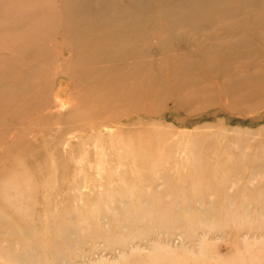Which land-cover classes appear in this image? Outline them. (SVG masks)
<instances>
[{
	"label": "rangeland",
	"instance_id": "1",
	"mask_svg": "<svg viewBox=\"0 0 264 264\" xmlns=\"http://www.w3.org/2000/svg\"><path fill=\"white\" fill-rule=\"evenodd\" d=\"M46 3H48V4H46ZM256 3H257V5H256ZM252 4H255V5L253 6ZM90 6L93 8L97 7L99 10H97V12L94 13L95 16L92 14H89V16H86V17L84 16L85 17L84 18L82 16L81 17L80 16L78 17L76 15L74 16L72 14V12H70L71 8H69V6L66 5L63 0H47V1L46 0H32V2H31V0H0V89H1L0 95H2L3 93L6 92L5 95L3 94L2 96H0V122L5 121V122H3L4 124L2 122L0 123V161H1L0 162V177L2 176L0 179V208H4V206H3L4 204H10L11 203L10 208L13 209V212L15 215V216L11 217L15 221V226L13 228L15 230L8 231L7 228H3L5 226H0L2 231L4 230L2 232L0 229V231H1L0 234H2V233L4 234V235L3 234L1 235V238H3L4 240H9L10 239L9 237H11L13 248L15 250L17 249V251L19 250L18 248H20V251H21L25 247L24 246L25 243H24V245H22L23 243H22L21 239L24 242L27 241L28 244L27 243L26 244L30 248H31V244L34 241L38 242V244L42 243L39 246L40 247L43 245L45 246V247L43 246L41 248L43 249V252L45 254H47V259H45L46 255H45V257H44V255H42L41 257H43L44 260H49V262H53V260H52V257H49L48 255H50L51 252H52L51 253V255H52L53 253L59 251V253L61 255L62 254L64 255V256L63 255L61 256L63 258V259L61 258L63 261L60 258H58L55 261V264L56 263L64 264V261H67V262H65V264H67V263H69V264H102V263L103 264H159V263H161V264L167 263L168 264L169 263L170 264V262H171V264L172 263L173 264L174 263L175 264H180V263L191 264L192 262H193L192 264H194V263L195 264H264V200H263L264 199V174H263L264 173V168H263L264 167V100L262 99V97H264V96H262L264 94V90H263V88H264V83H263L264 82V79H263L264 68H262V67H264V61H263L264 60V52H263L264 51V45H263L264 44V40H263L264 39V36H263L264 35L263 34V32H264V20H263L264 19V16H263L264 11H262V10H264V0H251V8H250L251 13H249L250 11L248 10V15H247V13H245L244 16L243 15L241 16V14H234L231 16H227L223 19H218V21H216L217 20L216 19L214 23L210 22L207 26H205L202 29L201 32L199 31V33H201V34L190 33L186 37H181L180 35H178L177 37H175L173 39L171 38L170 39L171 41L170 40L168 41V46H167V44H164V46L161 47V45L153 46V45H150L149 43H147L146 45L145 44L140 45L137 43V51H138L137 57L139 56V58H140L137 61L138 62L137 67L139 68V70H137L138 71L137 80L140 77V79L143 82V83H140L141 82L140 79H139L140 80L139 83L137 82L138 83L137 87H139V90H141V91L137 92V94L144 97V98L146 95L145 99L146 100L148 99L146 101L145 99L138 96L141 99L137 98V103H138L137 108H132L131 106H128L129 104H127L125 101L116 102L115 105L110 106V104H111L110 99L108 100L107 96L109 94L110 95L112 94V96H115L116 95L115 91L117 90L116 85H111L110 83L117 80L118 76L115 77L114 75L112 76L113 73L112 74L110 73L111 75L108 73L109 71L111 72V69H108V68H110L109 65H106L108 68L105 66L108 70L107 71L106 68L103 67L104 63H103V65L99 63L100 67H99L98 63H92V64H94L92 67L91 63L86 62L82 58L77 57V52H79V50L83 49L82 46L85 47L86 45H88L87 43L90 42L89 38H92V35L94 38L95 37H102V38H100L101 40L105 39L104 33H102L104 36L103 37L101 35V33L100 34L98 33L99 35L97 33H89L88 34V32L84 31V35H83L82 39L79 41L78 36H77V33L79 32V30H77L78 27H79V29L80 28L81 29H107V28L108 29H116V28L118 29V28L122 27L119 29V30H122L124 27L126 29H137V26H131V28H130L127 25H124V26L118 25L116 27L111 26L112 27L111 28V27H107V26L102 25V20L104 19L103 14L105 12L107 13V14L105 13L106 14L105 16H118V15L122 14L123 7H122V4H120V2L114 4V6H111V7L109 6L111 10L109 8H106L104 0H102V1L101 0H92V3ZM57 7H59L60 10ZM252 7H253V9H252ZM256 7L259 9H257ZM112 8L114 10H112ZM66 9H67V11H66ZM112 12H114V13H112ZM252 12H255V13H253L255 16L252 14ZM100 13L101 14L103 13V14L100 15ZM260 13L263 15L260 16ZM114 14H116V15H114ZM58 15H59V17L57 18ZM96 15L98 18L100 16L99 20H97L98 18L96 17ZM156 15L157 14L153 15V17L155 16V19H158L159 16L157 15V17H156ZM51 16H52V18H51ZM61 16H62V18H61ZM237 16H239V17L237 18ZM75 18H77V19H75ZM51 19H53L54 23H51L52 22ZM225 19H227V21L229 22V24L227 22L229 27L227 26V24H225L226 23ZM230 19H232L233 21H235L238 24L231 21ZM76 20H77V22H76ZM81 20H82V22H81ZM87 20L89 21V23L90 22L91 23L89 24ZM61 21H62V23H61ZM69 21H70V23L72 22L73 25H72V23L70 24ZM220 21H222L223 23ZM259 22H261V23H259ZM66 23H68V24H66ZM231 23H235V24L231 25ZM257 23H259V24H257ZM51 24H53V25H51ZM91 24L92 25L94 24L93 27L91 26ZM71 25L75 28H73ZM53 26L55 28V29L53 28L55 31L51 28ZM214 26H215L214 29L218 32L213 30ZM100 27H102V28H100ZM35 28H36V30H35ZM41 28H42V30H41ZM229 28H232V30H228ZM234 28H237V29H234ZM262 29H263V31H262ZM29 30L32 32L29 33L30 32ZM60 30H62V31H60ZM41 31H43V34H41L42 33ZM73 31H75V32H73ZM223 31H224V33H222ZM249 31H250V33H249ZM259 31H262V32H259ZM35 32L37 33L36 35H35ZM228 32H230V33H228ZM27 33L29 34V36ZM70 33H71V35H70ZM219 33H222V34H219ZM246 33H247V35H246ZM251 33H254V34H251ZM255 33H257V34H255ZM238 35H240L239 36L240 38L237 37ZM71 36H73V37H71ZM223 36H224V38H223ZM230 36H232V37H230ZM62 37H63V39H62ZM199 37H201V38L203 37L202 38L203 40L202 39L200 40ZM140 38H141V40L139 39L140 40L139 43L141 41H144V42L146 40L149 41L148 40L149 37H140ZM206 38H207V41L210 42V44L206 41ZM226 38H229L230 40L229 39L225 40ZM237 38H238V40H235ZM211 39H212V41H211ZM240 39H241V41L242 40L243 41L241 42ZM253 39H254V41H253ZM63 41L65 44L63 43ZM198 41H200V43L202 42V44H201L202 46L198 45V44H200ZM219 41H221L220 43H222L223 45L225 44V45L224 46L222 44L219 45L220 44ZM54 42H55V44H54ZM248 42L250 43V45ZM57 43H59V44H57ZM72 43H75L76 45H74ZM211 43H214V44H211ZM240 43H242V44H240ZM81 44H82V46H81ZM230 44L231 45L233 44V45L231 46ZM245 44H247V45H245ZM48 45H49V47H48ZM57 45L59 47H57ZM69 46H71V47H69ZM51 47H52V50H51ZM75 47H77V48H75ZM166 47H167V49H166ZM197 47L200 49H198ZM246 47L247 48L249 47V48L246 50ZM144 48H146V50ZM214 48L216 50H213ZM47 49L51 52L47 51ZM249 49H251L252 51ZM69 50H71V51H69ZM141 50H142V52H141ZM202 50H203V52H202ZM208 50H210L209 53H208ZM73 51H74V54H73ZM245 51H246V54H245ZM247 51H248V54H247ZM253 51H255V52L257 51V53H255ZM21 52H22V54H20ZM233 52L235 54H233ZM31 53L33 54V56ZM71 53L73 54L74 57L76 54V58H79L77 60L78 61L81 60V61L76 62L75 58L72 55L70 56ZM236 53L238 55L241 54L242 57L240 55V56H237L235 58ZM50 54H51V56H50ZM202 54L204 55V57ZM30 55L32 57H30ZM34 55H35V57H34ZM195 55H197V57ZM208 55H212L213 57L208 56ZM222 55H224L225 58L222 57ZM19 56L21 57V59H19L20 58ZM141 56H143L144 58ZM26 57H28V58H26ZM157 57L159 58L160 61H158ZM199 57H200L201 61H200V59H198ZM208 57H211V59H209ZM72 58H74V59L71 60ZM233 58H235V60ZM48 59H50L49 60L50 63L48 62ZM154 59H156V61ZM204 59H206V60L204 61ZM247 59H248V61H247ZM143 60H145V61L148 60V61L145 62ZM166 60L168 63H166ZM222 60H223V62H222ZM241 60H243V61H241ZM29 61H31V62H29ZM51 61H52L53 65L55 64V66L52 65ZM73 61H74V64H73ZM82 61H83V63H82ZM154 61H155V63H154ZM198 61H199V63H197ZM211 61L213 63H211ZM217 61L220 62L221 65ZM233 61H234V63H233ZM139 62L142 64H140ZM143 62L145 64H143ZM148 62H151V63H148ZM156 62H158V63H156ZM200 62L202 64H200ZM20 63H22V65ZM42 63L45 64V66ZM178 63H180V64H178ZM192 63H194V65ZM148 64H149V66H148ZM157 64H160L161 66L159 67ZM197 64H199V65H197ZM206 64H209L210 67L207 66ZM30 65H32V66L30 67ZM41 65H43V66H41ZM142 65H145V66H142ZM212 65H214V67ZM224 65L226 68L224 67ZM50 66H53V67H50ZM61 66H63V69L61 68ZM140 66H142L143 68ZM231 66H234L236 68L231 67ZM147 67H149L148 69H151V71L148 70ZM165 67H167V68H165ZM205 67H207V68L209 67L208 69H210V70L208 71V69ZM211 67H213V69H211ZM171 68H172V71H171ZM221 68H222L223 72L221 71ZM232 68H234V69H232ZM256 68H257V70H256ZM42 69H44L46 72ZM49 69L51 70L50 72L47 71ZM152 69H153V71H152ZM162 69H164V70L166 69V73ZM32 70H34V71H32ZM97 70H98V72H97ZM99 70H100V72H99ZM229 70H231V71H229ZM92 71H95L97 73H94V75H92L93 74ZM156 71L157 72L159 71V73H156ZM219 71H221V72H219ZM224 71H226V72H224ZM54 72H55V74H54ZM160 72L162 74L164 73L163 76H162V74H160ZM201 72H204V73H201ZM238 72H239V74L236 75ZM262 72H263V74H262ZM14 73H16V74L13 75ZM22 73H24V74H22ZM140 73H142L141 75H144L145 77L144 76L138 77V75H140ZM153 73H154V76H153ZM195 73L197 74V76ZM211 73L214 75H212ZM221 73H223V74H221ZM224 73L226 74V76H224L225 75ZM19 74H21V75L18 76ZM240 74H242V75L240 76ZM85 75H86V77H85ZM164 75H165V77H164ZM228 75L231 78L228 77ZM249 75H250V77H249ZM10 76L13 78L11 79ZM16 76H18V77H16ZM22 76H23V78H22ZM159 76L161 77V80L159 79ZM168 76H170L172 78V80ZM203 76H205V77H203ZM6 77L8 80L6 79ZM114 77L116 79H114ZM157 77H158V81H156ZM239 77H240V79H239ZM19 78H21V80H19ZM86 78H87V81H85ZM180 78L182 81L180 80ZM241 78L242 79L246 78V80H244V79L241 80ZM110 79L111 80L114 79V80L111 81ZM251 79H252V81H251ZM256 79H258V80H256ZM97 80H98V82H101L100 85L98 82L96 83ZM168 80H169V82H168ZM254 80L257 81L258 85H257V83H256V85L253 84L255 82ZM102 81H104V86H102L103 85ZM161 81H162V84H161ZM246 81H248L249 84L247 82V85H244V83L246 84ZM7 82H10V83H7ZM23 82H24V84H23ZM78 82H80V83H78ZM87 82H90L91 84L88 83V85H87ZM199 82L202 84H200ZM43 83H44V85H43ZM47 83H48V85H47ZM105 83H106V85H105ZM164 83H166V84H164ZM169 83L171 85H169ZM175 83H176V85H175ZM212 83H214V84H212ZM222 83L225 85L223 86ZM259 83H261L260 84L261 86L259 85ZM13 84L17 87H15ZM40 84H41V87H40ZM128 84H129V81H124L121 84V87H125ZM145 84H146V86H148V89L145 87ZM147 84H150V85L155 84V85L152 87V86L147 85ZM192 84L195 86H191ZM10 85H12L11 89H13V87H14V90L10 89ZM36 85H37V87H36ZM52 85H53V90H52ZM140 85L144 86V89L142 88V86L140 88ZM166 85H168V86H166ZM196 85H198V86L200 85V86L198 88H196L197 87ZM38 86H39V88H41L40 90H39ZM85 86H87V87H85ZM162 86L165 88H162V90H161ZM22 87H26V88H22ZM44 87L46 89H44ZM166 87H167V89H166ZM184 87H186V88H184ZM203 87L206 89H204ZM229 87L232 90H230ZM236 87H237V90H235ZM240 87H241V90H240ZM31 88H34L35 91H33V89H31ZM129 88L127 90H129ZM169 88H170V90H169ZM22 89H25V90H22ZM152 89H154V90H152ZM248 89H251V90H248ZM5 90H7V91H5ZM29 90H30V93L28 92V94H25ZM36 90H37V92H36ZM145 90H146V92H144ZM150 90L153 92L156 91L155 94L153 92L151 94ZM192 90L194 92H192ZM202 90H204V91L206 90V91L204 92ZM245 90L248 93H246ZM19 91H22V92H19ZM137 91H138V88H137ZM142 91L144 93H142ZM178 91H180V92H178ZM199 91L202 92L203 94L200 93ZM243 91L245 92V94ZM255 91L258 92V97L260 99H262L263 101L262 100L260 101V99L257 97V95H256L257 93ZM23 92H25V93H23ZM118 92L122 93L121 91H118ZM140 92H141V94H140ZM161 92H162V96H160ZM168 92L170 94H168ZM177 92H178V94H177ZM259 92H262V93H259ZM8 93H9V95L10 94L11 95L9 96ZM12 93H13V95H12ZM125 93H126V91H125ZM148 93L151 94V96ZM156 93H158V94H156ZM172 93H173V95H172ZM122 94H124V93H122ZM6 95H7V97H6ZM47 95L49 96L48 98L46 97ZM84 96L86 97V99H84L85 98ZM103 96H106L105 97L106 99L105 98L103 99ZM112 96H110V98ZM154 96H155V98H154ZM157 96L161 97V98L163 97V98L162 99H160V98L156 99ZM80 97L81 98L84 97V98L81 99ZM188 97H190V98H188ZM240 98H241V100H240ZM44 99H45V101H44ZM54 99L58 100L59 103L57 101H55ZM173 99H175V100H173ZM211 99L213 102H211ZM27 100H28V102H30V104H28ZM29 100H31V101H29ZM141 100H143V101H141ZM151 100H153L152 103H150ZM243 100L248 102V103H244V102L242 103ZM37 101H38V103H37ZM42 101H44V102H42ZM46 101H48V102H46ZM96 101H98V102H96ZM202 101H203V104H202ZM39 102H40V104H39ZM55 102H57V103H55ZM143 102L145 105L143 104V106H142ZM258 102H260V103H258ZM47 103H49L48 106L46 105ZM237 103L238 104L242 103L244 105V108H243V105L241 107V104L238 105ZM58 104H59V106L61 105L60 106L61 108L60 107L58 108ZM103 104H106V106L105 105L103 106ZM152 104H154V105H152ZM204 104H205V106H203ZM256 104L258 105V107L256 106ZM75 105L77 108L74 107ZM79 105H81V106H79ZM92 105H94V106H92ZM245 105H246L247 110L245 108ZM250 105H251V107H249ZM96 106H97V108H96ZM140 107H141V109H140ZM144 107H145V109H143ZM159 107H160V109H159ZM73 108L74 109L76 108L75 113H74ZM98 108H99V110H98ZM242 108L244 110H241ZM13 109H15V110H13ZM25 109H26V111H25ZM52 109H54L55 111ZM102 109H103V111H101ZM16 110H18L19 112ZM84 110H86V112ZM10 112H13L14 114L10 113ZM44 112H46V113H44ZM67 112H69V113H67ZM24 113H26V114L23 115ZM70 113H72V114H70ZM73 114H75V115H73ZM78 114L80 116H78ZM91 114H93V115L91 116ZM17 115H18V117H17ZM67 116H70V118L72 116V119L70 120V118ZM77 116H78V118H76ZM87 116H89V117H87ZM24 117H26V118H24ZM75 118H76V120L83 118V120L76 121ZM99 118H103L104 120L99 119ZM12 119L14 121H12ZM6 120H7V122H6ZM99 120H100V122H99ZM37 121H39V122H37ZM69 121H71L72 123L70 124ZM74 121H76V122H74ZM10 123H12V124H10ZM67 123L70 125H68ZM6 124H8L9 126ZM64 124H67L68 126H66ZM97 126H98V128H97ZM4 128H5V130H4ZM86 129L89 130L87 133H86V131H87ZM161 130H162V132H161ZM154 131H155V133H154ZM167 131L168 132L170 131V133H168ZM105 132H108V133H105ZM163 132H165V133H163ZM21 133H22V135H21ZM179 133H180V135H179ZM109 134H111V135H109ZM202 134H203V136H202ZM207 134L208 135L210 134V135L208 136ZM234 134H235V136H234ZM85 135L88 137H86ZM206 135L208 138L212 136L211 138H209V141H208V138L206 137ZM45 137H47V138H45ZM100 137L102 140L100 139ZM132 137H135V139H131ZM49 138H50V140H49ZM84 138H85V141H84ZM91 138H92V140H91ZM126 138H127V140H126ZM191 138H194L195 141L198 138V140H197V142H195L194 140L192 141ZM200 138L202 139V142H201ZM23 139L25 141H27L28 144ZM95 139H97V140L99 139V140L97 141ZM168 140L171 144L168 142ZM173 140H175V141H173ZM227 140L229 142H227ZM82 141H84V142H82ZM87 141L90 143H88ZM69 142H71V143H69ZM160 142H163V143H160ZM177 142H179V143H177ZM57 143H59V144L57 145ZM158 144H160V145H158ZM202 144L203 145L205 144V145L202 146ZM103 145H104V147H101ZM111 145H113L114 147ZM170 145H172V146H170ZM25 146H26V148H25ZM93 146L96 147L98 149V151L96 150V148H94L95 150H93ZM126 146H128V147H126ZM147 147H149V149H147ZM192 147H193V149H192ZM87 148H89V149H87ZM137 148L138 149L140 148V150L138 151ZM165 148H167L168 151ZM190 148H191V150H190ZM131 149L133 152L131 151ZM158 149L160 150L161 154H159ZM170 149L172 151L173 150L175 151V153L173 152L174 154L172 153L173 155H171L172 151H170ZM20 150H22V151H20ZM161 150L162 151L165 150V152H162ZM192 150H193V152H194V150H195V152H199V154H197L198 155L197 158L199 159L200 164H199V168L197 169V171L194 170V168L192 167L193 160L192 159L189 160L190 157H188V156L192 157V155H193V154L191 155ZM93 151L97 152V153L94 154ZM142 151H144V152H142ZM98 152H100V153H98ZM139 152L141 154H144V156L140 155ZM168 152H169V154H168ZM129 153H131V155ZM136 153L138 154V156L137 155L136 156L139 159L137 157H135L134 154H136ZM150 153H151V155L148 156V154H150ZM164 153L169 155V156L165 155V157H164ZM37 154H38V156H37ZM103 154L105 155V157ZM94 155H96V156H94ZM139 155L143 157L142 160H145V161L147 160L149 163L146 164L147 163L146 162V163H143L144 166L141 165L143 161L140 159ZM45 156L47 157L46 158L47 160L44 158ZM179 156H180V158H179ZM184 156H186V157H184ZM100 157H101V159H99ZM144 157H146V159ZM169 157H171L172 159L170 158L171 160H169ZM8 158H9V160H7ZM155 158H156V161H155ZM186 158L188 160H186ZM203 158L207 159L208 161L204 160ZM210 158H212V159H210ZM134 159L136 161H134ZM43 160H46L47 162L45 161L46 162L45 163ZM132 160H133V162H131ZM163 160H165L166 162L163 163L164 165L161 163V165H163L164 167L160 168L161 165L158 162H164ZM168 160L172 164L167 163V162H169ZM178 160L179 161L182 160V162H181L182 165ZM186 161L191 165L186 163ZM202 161H205V163L208 162V164L210 163V165L205 164L203 162L205 164L204 165V164H202ZM155 162H156V164H155ZM78 163H81L80 164L81 166ZM98 163L100 164V166ZM21 164H23V166ZM73 164H74V166L72 167ZM252 164H253V166H252ZM116 165H118V166H116ZM166 165H168V167H171V168L168 169V167ZM170 165H172V166H170ZM262 165H263V167H262ZM33 166H35V167H33ZM45 166H46V168H45ZM87 166H88V170H87ZM150 166H151V170H150ZM207 166H212V167L207 168ZM18 167H19V169H18ZM117 167H118L117 172H115ZM141 167H143V168H141ZM176 167H177V169H176ZM185 167L186 168L192 167V168H188V170L186 169L187 171H185ZM257 167L259 168V172L254 170V169L257 170L258 169ZM124 168H126V169H124ZM135 168L142 169L143 171L135 169ZM165 168H167L168 171ZM120 169H122V170H120ZM163 169H165V170H163ZM189 169H192L193 171L192 170L189 171ZM89 170H91V171H89ZM171 170L173 171V174H174L173 176H175L178 173L174 178H176L178 181L181 180L180 181L181 183L177 182V181L175 183H173L174 180H176V179H174L172 175H168V174H172ZM205 170H207L208 172L207 171L204 172ZM31 171H32V173H31ZM73 171H74V173H73ZM162 171H163V173H162ZM169 171H171V172H169ZM176 171H178V172H176ZM219 171H221V172H219ZM253 171H254V173H253ZM77 172H78V174H77ZM174 172H176V173H174ZM183 172L186 174H184ZM222 172L224 173V175ZM20 173H21V175H20ZM80 173H82L83 175ZM119 173H120V175H119ZM137 173L138 174L140 173L139 176ZM143 173H145V174H143ZM151 173H152V175H151L152 178L149 176ZM155 173H158V175L163 174V177L165 174V177L163 178V180L165 182H167V184L165 182H162V180H159L160 178H162V176L161 177H159V176L155 177V175H157ZM181 173H183L185 176L181 175ZM193 173H195V175H193ZM220 173H221V177H220ZM237 173L238 174L240 173V174L238 175ZM31 174H32V176H31ZM54 174H55V176H54ZM136 174H137V177H140V178H136L135 177ZM234 174H237V175L233 176ZM253 174L255 175V177ZM261 174H262V176H261ZM93 175H94V177H93ZM140 175L142 177H145L144 180H146V181H144L143 178L141 179ZM188 175H190L191 178L193 176L194 179L188 178ZM248 175H249V177H248ZM181 176H183V178ZM186 176H187V178H185V180H183L184 177H186ZM91 177H92V179H91ZM196 177H197V180L195 179ZM258 177H259V179H258ZM36 178H38V179H36ZM170 178L172 179L173 182L170 180ZM180 178H182V179H180ZM202 178H205V181ZM209 178H210V180H209ZM222 178L225 180V184H224V181H222ZM157 179H158V181H157ZM189 179L191 180L190 182H189ZM215 179L218 181V184H219V181H221L220 184L223 183V184H221V186L218 190L214 191V189H209L208 187L205 186V184H207L209 181L213 182V181H215ZM243 179H245V180H243ZM58 180H60V181H58ZM149 180H152V182L150 181L151 183L148 184ZM200 180H202L204 182L202 183V181H200ZM236 180H238V181H236ZM258 180H260L261 182ZM47 181H49V182H47ZM155 181L158 182V184ZM182 181L185 184L188 183V184H186L187 187H185L186 185H184V184H183L184 187H182ZM217 181H216V183H217ZM231 181H233V182H231ZM46 182H47V185H46ZM146 182H147V184H146ZM160 182L163 184H161ZM170 182H171V184H170ZM239 182H240V184H239ZM57 183H59V185ZM143 183H144V186L146 185L145 186L146 188L143 187V190H142L141 187L143 186L142 185ZM226 183H227V185H226ZM261 183H263V184H261ZM13 184H14V186H13ZM76 184H79V185H76ZM93 184L94 185L96 184L95 185L96 187L93 186ZM140 184H141V187H140ZM164 184L168 185V187L165 186ZM197 184L198 185L203 184V185H199V187H198ZM246 184H247V186H246ZM42 185L44 187H42ZM136 185H137V187H136ZM239 185H240V187H239ZM45 186H46V188H45ZM110 186L113 189V191L111 190ZM169 186H170V188H169ZM171 186H173L172 189H171ZM174 186H175V188H174ZM249 186L251 187V189L248 188ZM147 187H148V190H147ZM163 187L165 188L164 192H163V190H164ZM202 187H206V189L205 188L202 189ZM245 187H247V188H245ZM42 188H44V189H42ZM117 188H121V189H119V191H118ZM138 188L141 189V191H139ZM152 188H154V189H152ZM166 188L170 189V191L168 193H167L168 190H166ZM200 188L202 190H199ZM34 189H36V190L34 191ZM46 189H47V192H46ZM56 189H58V190L56 191ZM158 189H159V191H158ZM183 189L184 190L186 189L188 191L185 192ZM244 189L247 192L249 189H250L249 191L252 190V194H251V192L247 193V195L249 194L247 196ZM40 190L41 191L43 190V192L45 194L43 192H41ZM49 190H52V191H49ZM130 190H132V193H130L131 192ZM144 190H146V191H144ZM156 190H157V192H156ZM179 190L181 193L179 192ZM194 190H195V193L197 194V195L195 194L196 196L193 194ZM219 190L221 192H219ZM48 191H49V193H48ZM101 191H102V194H101ZM160 191L162 192L161 195H160ZM172 191H174V192H172ZM55 192H57V193H55ZM87 192L90 195H87ZM117 192H119V193L121 192V193L117 194ZM125 192L129 193L130 195L126 194ZM151 192H154V194H152ZM233 192L235 194H231ZM46 193L49 194V195H47L49 197H46L47 199L45 198ZM52 193H54V195H52ZM62 193H64V194H62ZM142 193L144 195L147 194V197L142 196L143 195ZM186 193H189V194L186 195ZM243 193L245 194L246 199H245ZM41 194H42V196H41ZM121 194H122V196H119ZM132 194H134V196L139 194L138 197L139 196H141V197H139V200H138L137 199L138 197L135 196L137 199L136 200V199L132 198ZM237 194L239 196H237ZM37 195H38V197H37ZM107 195L109 196V198H107L108 197ZM155 195H157V196H155ZM53 196H54V198H53ZM209 196L211 199H209ZM99 197H101L102 200ZM128 197H129V199H128ZM158 197H159V199H158ZM168 197H170V198H168ZM260 197H261V199H260ZM112 198L114 200L118 201L117 204H114L115 206L113 205V202L116 203V201H114ZM123 198L128 199L129 202H128V200H125ZM152 198H155V200L153 199L154 204L152 203ZM161 198H163V199H161ZM171 198H172V200H171ZM180 198H181L180 202H183V203H180V206H176V205H178ZM196 198H201L200 199L201 201L200 200L198 201ZM230 198H232L233 200ZM240 198H242V200ZM43 199H46V201ZM70 199H72V201ZM84 199L87 201V204H86V201ZM94 199H96V201ZM105 199H107V200H105ZM118 199L120 200V202ZM141 199H142V201H141ZM173 199H175V200H173ZM186 199H187V202L185 201ZM213 199H214V202H211ZM235 199L237 200V205H236V201H235V203L231 204V201H234ZM243 199H244V204H241V202L243 203ZM39 200H40V202H39ZM165 200H166V203H169V205L165 204ZM167 200H170L171 203L168 202ZM204 200H205V202H204ZM216 200H217V203H216ZM226 200L228 202L230 201V203H228ZM8 201H9V203H8ZM92 201H94V204L96 202L95 205L97 207L94 206V204H92L93 203ZM106 201L109 202V204L107 203L108 208L106 207L107 205L105 204ZM174 201L177 204H175ZM207 201H210L211 203L209 202V204H208ZM57 202H59V203H57ZM73 202L75 203V205ZM81 202H83V203H81ZM103 202H105L104 203L105 205L103 204ZM126 202H127V204L130 203V204H128L130 206L129 209H128L129 206L126 207ZM188 202H190V205ZM200 202L202 204H200ZM124 203H125V205H122ZM144 203H145V206H147V209L146 208H145L146 210L144 209V211H146V213L143 211V208H142V210L140 208V207H145L144 205H142ZM173 203H174V207H172V205L170 206V204H173ZM184 203H186L187 206H185L186 204H184ZM197 203L199 204L200 207L197 206L198 205ZM37 204H39V205H37ZM71 204H72V206H71ZM98 204H100V206ZM119 204H121V206ZM159 204H161V205L159 206ZM206 204H208V205H206ZM257 204L261 207H259ZM60 205H62V206H60ZM87 205H89V206H87ZM116 205H118V207H116ZM13 206H15L17 209H14ZM109 206H110V209H109ZM123 206H125V207H123ZM138 206H139V208H138ZM221 206H222V208H220ZM229 206H231V208ZM157 207H159V208L155 209ZM161 207H162V209H161ZM178 207H180V208H178ZM194 207H195V209H194ZM202 207H203V209H202ZM234 207H236L235 210H234ZM246 207H249L250 209L248 208V210H247ZM87 208L89 211H92V212L89 213ZM118 208L121 211H119ZM189 208H190V211H189ZM257 208H259V209H257ZM113 209L115 212L119 211L118 213H120V212L121 213L118 214V216H117V213H114V211H112ZM115 209H118V210H115ZM131 209L134 211L132 212ZM137 209H139V211ZM150 209L151 210L153 209V211H151L152 215L150 214L151 213ZM201 209H202V211L204 210L203 212L205 215L203 214ZM215 209H218V210H215ZM228 209H229V211H228ZM54 210H55V212H58V213L53 212ZM95 210H96V212H100L103 210L102 213H103V215L105 213V215L103 216V218H105L104 219L105 221L102 220L101 212L99 213L100 215L98 214L101 218L97 219V217H99V216H97V213L95 212ZM97 210H99V211H97ZM165 210H167V211H165ZM187 210H188V213L183 212V211H187ZM44 211L46 213L45 214L46 216L44 215ZM63 211H64V213H63ZM67 211H69V213ZM108 211H109V213H106ZM199 211H201V212H199ZM261 211H262V213H261ZM112 212L114 213V215ZM125 212L128 214H126ZM129 212L132 213V214L130 213V216H129ZM196 212H199V213H196ZM218 212H219V215H217ZM242 212L244 213L245 217H244ZM37 213L39 214V216ZM107 214L110 217H108ZM160 214L163 215L161 218H160ZM187 214H190V216L188 217ZM54 216L56 218H54ZM63 216H64L65 220L62 218H58V217H63ZM88 216H89V219H88ZM115 216L117 217L118 220L115 218ZM123 216H125V217H123ZM126 216H128V218H130L131 216H134V217H131L134 219L130 218L131 219L130 220ZM142 216H143V218H142ZM217 216H218V220L216 221ZM45 217H48V218L45 219ZM74 217H76V218L74 219ZM91 217L94 218L93 221L91 220L92 219ZM118 217L122 218L123 220L118 218ZM202 217H204V218H202ZM40 218H41V220H40ZM124 218H125V220L126 219H128V220H126L124 222ZM141 218H142V220H141ZM165 218H167V219H165ZM200 218H202V222H204L203 224H202ZM211 218L212 219L214 218V219L212 220ZM229 218H230V220H229ZM249 218H250V222H248ZM87 219L90 221H88ZM107 219L109 221H106ZM208 219H209V221H207ZM36 220H38V221L36 222ZM62 220H63V222H62ZM74 220H76V222ZM167 220L170 222L167 223ZM18 221H19L20 225H19V223H17ZM40 221H42L41 224H40ZM87 221H88V223H87ZM128 221H130L129 224L126 223ZM143 221L146 225H144V223H142ZM212 221L214 222V225L211 224ZM48 222H50L49 223L50 225L48 224ZM59 222L63 223V225L61 223L59 224ZM71 222H73V223H71ZM81 222H82V225H79V224H81ZM157 222L159 223V225ZM243 222H245V223H243ZM83 223H85V224H83ZM139 223H141V224H139ZM242 223H243V225H242ZM24 224H26V225H24ZM42 224L44 225L43 227H42ZM47 224L49 226H47ZM123 224H125L126 227ZM177 224H178V226H177ZM229 224H230V226H229ZM28 225H31V226H28ZM53 225H55V226H53ZM89 225H91V226L89 227ZM92 225H94V226H92ZM131 225H132V227H131ZM19 226H20V228H19ZM57 226H59V228ZM60 226H62V227H60ZM96 226H97L96 229L98 230V233L96 232L97 230L95 229ZM122 226L125 228H122ZM48 227H49V229H48ZM65 227L66 228L68 227L67 229L70 230V231H68V234L70 236L67 234V229ZM177 227H179V228H177ZM64 228L66 231L64 230ZM129 228H132V229H129ZM16 229L19 233H17ZM26 229H28L26 233H28V231H29L28 234L30 236L27 235L26 233H23ZM165 229H168V230H165ZM61 230H63V231H61ZM80 230L82 233L80 232ZM108 230H110L109 232H111V233L113 232V236H115V238L112 236V234H108L109 233ZM99 231L100 232L102 231V232L99 233ZM20 232H22V233L20 234ZM32 232L39 234V237L36 236V234L32 235ZM104 232H105L106 236L103 234ZM122 232H123V234H122ZM40 233H41V235H40ZM46 233H49V234H46ZM57 233L60 234L61 236L60 235L57 236L58 235ZM44 234H45V236H44ZM65 234H66V236H65ZM100 234H103L102 237L99 236ZM126 234H127V236H126ZM7 235H8V237H5ZM20 235H24L23 236L24 239ZM48 235H50V236H48ZM77 235L79 236V238L81 236V239L77 238L76 237ZM12 236H13V238H12ZM17 236L19 238H17ZM40 236H42V237H40ZM73 236L76 238H74ZM85 236H87L88 238ZM33 237H35V238H33ZM37 237L40 238L39 241L37 240L38 239ZM83 237H85V239H84L85 241L83 240ZM44 239H46L45 242L42 241ZM59 239H61V241L62 240L66 241V243L68 245L63 241L62 242L59 241ZM66 239L70 240L71 242L66 240ZM54 240H55V242H54ZM213 240H214V242H213ZM18 241L20 244L18 243ZM16 243L18 244L17 247H16ZM60 243H62L63 245ZM80 244H82L83 246ZM5 245H6V243L2 242V246L5 247ZM69 245H70V247H72V249L69 247ZM75 245L76 246L79 245L80 248H79V246L76 247ZM152 245H154V246H152ZM50 246H52L53 248ZM66 246H68V247H66ZM97 247H99V248H97ZM49 248H51L52 250ZM64 249H66V250H64ZM49 250L51 251L50 253H49ZM72 250H74L73 252L76 254L75 257H74V254L71 252ZM62 251H63V253H62ZM64 251L65 252L69 251V253L70 252L71 253L69 255L68 252H67L68 253L67 254ZM168 252H169V254H168ZM164 253L166 255H164ZM193 255H195L196 258ZM67 256H68V258H66ZM163 256H165V257H163ZM179 256H182V257H179ZM178 257L180 258V260ZM197 257H198V259H197ZM64 258H66V259L64 260ZM174 258H176V259H174ZM68 259H70V260H68ZM166 259H168L169 261ZM171 259L174 261H172ZM177 259H178V261H175ZM32 260H34V259H32ZM179 261H181V262H179ZM59 262H61V263H59ZM47 264H53V263H47Z\"/></svg>",
	"mask_w": 264,
	"mask_h": 264
},
{
	"label": "bare ground",
	"instance_id": "2",
	"mask_svg": "<svg viewBox=\"0 0 264 264\" xmlns=\"http://www.w3.org/2000/svg\"><path fill=\"white\" fill-rule=\"evenodd\" d=\"M47 1V0H46ZM64 2H65V4L66 5H68L69 6V8H71V11L70 12H72V14L75 16H82V17H86V16H89V14H92V15H94V13L95 12H97V10H99L97 7L96 8H93V7H91L90 5H91V3H92V0H63ZM102 1V0H101ZM31 2H32V0H31ZM50 2V1H49ZM59 2V1H58ZM104 2H105V6H106V8H109L110 9V7L111 6H114V4H116V3H119L120 2V4H122V7H123V12H122V14H120V15H118V16H105L106 14L104 13H102L103 14V20H102V25H104V26H107V27H111V26H118V25H127L128 27H130L131 28V26H137V29H126L125 27V29L123 28L122 30H119L120 28H122V27H120V28H116V29H108L107 27V29H79V27L77 28V30H79V32L77 33V36H78V40L80 41L81 39H82V37H83V35H84V31H86V32H88V34L89 33H101V35L103 36V34L102 33H104V35H105V39L104 40H101L100 38H102V37H93V35H92V38H89V40H90V42L89 43H87L88 45H86L85 47L84 46H82V44H81V46L83 47V49H81V50H79V52H77V57H79V58H82L84 61H86V62H89V63H100V64H102L103 65V63H104V65H103V67H105L106 65H109V67L110 68H108L107 66V68L108 69H111V72L109 71L108 73L110 74H112V76L114 75L115 77H117L118 76V78H117V80H115V81H113L112 83H110L111 85H116V88H117V90L115 91L116 93V95L115 96H112V94L110 95H108L107 96V98H108V100L110 99V106H112V105H115V103L116 102H121V101H125L127 104H129L128 106H131L132 108H137L138 106H137V98H139V99H141V98H143V99H145L146 98V95H145V98L144 97H142V96H140V95H138L137 94V92H139V91H141V90H139V87H137V84L139 83V81L141 80L140 79V77L139 76H144V75H141L142 73H140V75H138V77H139V79L137 80V73H138V71L137 70H139V68L137 67V64H138V59H140L139 58V56L137 57V43L138 44H140V45H146L147 43H149L150 45H153V46H155V45H161V47L162 46H164V44H167V46H168V41L172 38H175V37H177L178 35H180L181 37H186L187 35H189L190 33H199V31L201 32L202 31V29L205 27V26H207L210 22L211 23H214L215 22V20L216 21H218V19H223V18H225V17H227V16H231V15H234V14H241V16L243 15H245V13H247V15H248V10L250 11L249 13H251V10H250V8H251V0H104ZM256 2V1H255ZM254 2V3H255ZM42 3V2H41ZM40 3V4H41ZM45 3V2H44ZM43 3V4H44ZM51 3V2H50ZM46 4H48V3H46ZM45 4V5H46ZM60 4V3H59ZM42 5V4H41ZM152 5V6H151ZM253 6L255 5V4H252ZM256 5H257V3H256ZM59 6V5H58ZM110 6V7H109ZM120 7V6H119ZM48 8V7H47ZM57 8H59V7H57ZM67 8V7H66ZM68 8V9H69ZM255 8V7H254ZM257 8V7H256ZM119 9V8H118ZM252 9H253V7H252ZM257 9H259V8H257ZM19 10V9H18ZM59 10H60V8H59ZM101 10V9H100ZM107 10V9H106ZM111 10V9H110ZM112 10H114L113 8H112ZM120 10V9H119ZM152 10V11H151ZM261 10V9H260ZM259 10V11H260ZM66 11H67V9H66ZM68 11V12H69ZM122 11V10H121ZM262 11H264V10H262ZM59 12V11H58ZM102 12V11H101ZM60 13V12H59ZM65 13V12H64ZM67 13V12H66ZM112 13H114V12H112ZM117 13V12H116ZM253 13H255V12H252V14ZM101 13H100V15H102ZM155 14H157L158 16H159V18L158 19H155V16L153 17V15H155ZM251 14V15H252ZM60 15V14H59ZM59 15L57 16V18L59 17ZM114 15H116V14H114ZM157 15H156V17H157ZM254 15V14H253ZM261 15H263V14H261L260 13V16ZM45 16V15H44ZM95 16V15H94ZM99 16V15H98ZM240 16V17H241ZM250 16V15H249ZM255 16V15H254ZM264 16V15H263ZM54 17V16H53ZM84 17V18H85ZM96 17H97V15H96ZM101 17V18H102ZM239 16H237V18H238ZM42 18V17H41ZM44 18V17H43ZM51 18H52V16H51ZM61 18H62V16H61ZM94 18V17H93ZM98 18V17H97ZM99 18H100V16H99ZM99 18L97 19V20H99ZM236 18V17H235ZM243 18V17H242ZM245 18V17H244ZM251 18V17H250ZM254 18V17H253ZM252 18V19H253ZM263 18V17H262ZM75 19H77V18H75ZM228 19V18H227ZM227 19H225V24H227ZM37 20V19H36ZM52 20V22L51 23H54L53 22V19H51ZM71 20V19H70ZM101 20V19H100ZM231 21H233L232 19H230ZM249 20V19H248ZM257 20V19H256ZM264 20V19H263ZM88 21V20H87ZM86 21V22H87ZM76 22H77V20H76ZM75 22V23H76ZM81 22H82V20H81ZM93 22V21H92ZM220 22H222V21H220ZM233 22H235V21H233ZM255 22V21H254ZM61 23H62V21H61ZM69 23H70V21H69ZM72 23V22H71ZM70 23V24H71ZM88 23H89V21H88ZM91 23V22H90ZM89 23V24H90ZM223 23V22H222ZM236 23V22H235ZM235 23H231V25L232 24H235ZM241 23V22H240ZM250 23V22H249ZM259 23H261V22H259ZM259 23H257V24H259ZM66 24H68V23H66ZM217 24V23H216ZM228 24H229V22H228ZM228 24H227V26H228ZM236 24H238V23H236ZM246 24V23H245ZM244 24V25H245ZM51 25H53V24H51ZM72 25H73V23H72ZM71 25V26H72ZM94 25V24H93ZM93 25L91 24V26L93 27ZM101 25V24H100ZM130 25V26H129ZM17 26V25H16ZM56 26V25H55ZM66 26V25H65ZM68 26V25H67ZM238 26V25H237ZM255 26V25H254ZM39 27V26H38ZM69 27V26H68ZM73 27V26H72ZM90 27V26H89ZM95 27V26H94ZM99 27V26H98ZM224 27V26H223ZM229 27V26H228ZM233 27V26H232ZM240 27V26H239ZM243 27V26H242ZM241 27V28H242ZM259 27V26H258ZM52 29L54 28V26L53 27H51ZM61 28V27H60ZM73 28H75V27H73ZM86 28V27H85ZM100 28H102V27H100ZM112 28V27H111ZM215 28V26L213 27V30H215L214 29ZM244 28V27H243ZM49 29V28H48ZM55 29V28H54ZM53 29V30H54ZM234 29H237V28H234ZM257 29V28H256ZM31 30V29H30ZM29 30V31H30ZM35 30H36V28H35ZM41 30H42V28H41ZM51 30V29H50ZM59 30V29H58ZM224 30V29H223ZM228 30H232V28H229ZM250 30V29H249ZM260 30V29H259ZM28 31V32H29ZM55 31V30H54ZM60 31H62V30H60ZM59 31V32H60ZM216 31V30H215ZM221 31V30H220ZM235 31V30H234ZM253 31V30H252ZM255 31V30H254ZM262 31H263V29H262ZM262 31H259V32H262ZM32 31H30L29 33H31ZM42 32V33H41ZM40 33L41 34H43V31H41ZM57 32V31H56ZM73 32H75V31H73ZM216 32H218V31H216ZM52 33V32H51ZM58 33V32H57ZM188 33V34H187ZM222 33H224V31L222 32ZM222 33H219V34H222ZM228 33H230V32H228ZM232 33V32H231ZM249 33H250V31H249ZM28 34V33H27ZM37 33L35 32V35H36ZM98 34V35H99ZM199 34H201V33H199ZM204 34V33H203ZM202 34V35H203ZM227 34V33H226ZM251 34H254V33H251ZM255 34H257V33H255ZM259 34V33H258ZM263 34H264V32H263ZM48 35V34H47ZM70 35H71V33H70ZM233 35V34H232ZM246 35H247V33H246ZM28 36H29V34H28ZM57 36V35H56ZM215 36V35H214ZM240 35H238L237 37L238 38H240L239 37ZM264 36V35H263ZM48 37V36H47ZM54 37V36H53ZM71 37H73V36H71ZM88 37V36H87ZM140 37H149V41H141L140 43H139V41L141 40V38ZM222 37V36H221ZM230 37H232V36H230ZM242 37V36H241ZM262 37V36H261ZM138 38V39H137ZM190 38V37H189ZM196 38V37H195ZM203 38V37H202ZM201 37H199V39L201 40L202 39ZM223 38H224V36H223ZM235 38V37H234ZM238 38L237 39H235V40H238ZM248 38V37H247ZM54 39V38H53ZM62 39H63V37H62ZM140 39V40H139ZM205 39V38H204ZM227 39H229V38H226L225 40H227ZM249 39V38H248ZM256 39V38H255ZM261 39V38H260ZM196 40V39H195ZM203 40V39H202ZM220 40V39H219ZM230 40V39H229ZM264 40V39H263ZM46 41V40H45ZM44 41V42H45ZM78 41V42H79ZM171 41V40H170ZM189 41V40H188ZM206 41H207V38H206ZM211 41H212V39H211ZM222 41V40H221ZM221 41H219V43L221 42ZM240 41H241V39H240ZM243 41V40H242ZM241 41V42H242ZM253 41H254V39H253ZM252 41V42H253ZM56 42V41H55ZM55 42H54V44H55ZM74 42V41H73ZM77 42V43H78ZM197 42V41H196ZM199 43H200V41H198ZM204 42V41H203ZM208 42V41H207ZM214 42V41H213ZM217 42V41H216ZM232 42V41H231ZM235 42V41H234ZM250 42V41H249ZM248 42V43H249ZM52 43V42H51ZM63 43H64V41H63ZM209 44H210V42H208ZM207 43V44H208ZM215 43V42H214ZM214 43H211V44H214ZM218 43V42H217ZM236 43V42H235ZM238 43V42H237ZM256 43V42H255ZM57 44H59V43H57ZM65 44V43H64ZM72 44H74V45H76L75 43H72ZM80 44V43H79ZM84 44V43H83ZM198 44V43H197ZM202 44V42L200 43V44H198V45H200V46H202L201 45ZM222 43H220L219 45H221ZM240 44H242V43H240ZM260 44V43H259ZM262 44V43H261ZM53 45V44H52ZM73 45V46H74ZM205 45V44H204ZM223 45V44H222ZM225 45V44H224ZM223 45V46H224ZM228 45V44H227ZM231 45V44H230ZM229 45V46H230ZM233 45V44H232ZM231 45V46H232ZM237 45V44H236ZM245 45H247V44H245ZM249 45H250V43H249ZM264 45V44H263ZM139 46V45H138ZM190 46V45H189ZM212 46V45H211ZM242 46V45H241ZM48 47H49V45H48ZM53 47V46H52ZM52 47H51V50H52ZM57 47H59L58 45H57ZM69 47H71V46H69ZM68 47V48H69ZM145 47V46H144ZM207 47V46H206ZM221 47V46H220ZM236 47V46H235ZM259 47V46H258ZM257 47V48H258ZM43 48V47H42ZM66 48V47H65ZM64 48V49H65ZM75 48H77V47H75ZM198 48V47H197ZM222 48V47H221ZM249 48V47H248ZM247 47H246V50L248 49ZM260 48V47H259ZM39 49V48H38ZM41 49V48H40ZM145 50H146V48H144ZM148 49V48H147ZM166 49H167V47H166ZM198 49H200V48H198ZM223 49V48H222ZM221 49V50H222ZM226 49V48H225ZM22 50V49H21ZM67 50V49H66ZM140 50V49H139ZM169 50V49H168ZM167 50V51H168ZM193 50V49H192ZM213 50H216L215 48L213 49ZM228 50V49H227ZM242 50V49H241ZM244 50V49H243ZM249 50H251V49H249ZM256 50V49H255ZM259 50V49H258ZM257 50V51H258ZM262 50V49H261ZM25 51V50H24ZM47 51H49L48 49H47ZM69 51H71V50H69ZM188 51V50H187ZM186 51V52H187ZM191 51V50H190ZM209 51L210 50H208V53H209ZM229 51V50H228ZM252 51V50H251ZM257 51L255 52V51H253V52H255V53H257ZM263 51V50H262ZM31 52V51H30ZM49 52H51V51H49ZM141 52H142V50H141ZM155 52V51H154ZM202 52H203V50H202ZM205 52V51H204ZM223 52V51H222ZM236 52V51H235ZM264 52V51H263ZM36 53V52H35ZM184 53V52H183ZM194 53V52H193ZM197 53V52H196ZM195 53V54H196ZM216 53V52H215ZM238 53V52H237ZM236 53V55H235V58L237 57V56H240L241 54H237ZM242 53V52H241ZM252 53V52H251ZM20 54H22V52L20 53ZM30 54V53H29ZM32 54V53H31ZM73 54H74V51H73ZM73 54L71 53L70 54V56L72 55L73 56ZM156 54V53H155ZM233 54H235L234 52H233ZM245 54H246V51H245ZM247 54H248V51H247ZM198 55V54H197ZM197 55H195L196 57H197ZM203 55V54H202ZM217 55V54H216ZM32 56H33V54H32ZM31 55H30V57H32ZM50 56H51V54H50ZM57 56V55H56ZM144 56V55H143ZM143 56H141V57H143ZM155 56V55H154ZM208 56H211V57H213L212 55H208ZM218 56V55H217ZM230 56V55H229ZM228 56V57H229ZM234 56V55H233ZM244 56V55H243ZM246 56V55H245ZM252 56V55H251ZM11 57V56H10ZM20 57V56H19ZM29 57V58H30ZM34 57H35V55H34ZM49 57V56H48ZM74 57V56H73ZM145 57V56H144ZM143 57V58H144ZM159 57V56H158ZM157 57V59H158V61H160L159 60V58ZM186 57V56H185ZM195 57V58H196ZM201 57V56H200ZM200 57L198 58V59H200ZM203 57H204V55H203ZM211 57H208L209 59H211ZM220 57V56H219ZM222 57H224V55H222ZM241 57H242V55H241ZM26 58H28V57H26ZM45 58V57H44ZM71 58V57H70ZM75 60H76V62H80L81 60H77V59H79V58H76V54H75ZM74 58H72L71 60H73ZM218 58V57H217ZM225 58V57H224ZM235 58H233L234 60H235ZM250 58V57H249ZM13 59V58H12ZM19 59H21V57L19 58ZM41 59V58H40ZM46 59V58H45ZM56 59V58H55ZM66 59V58H65ZM148 59V58H147ZM181 59V58H180ZM197 59V58H196ZM231 59V58H230ZM240 59V58H239ZM263 59V58H262ZM50 59H48V62L50 63V61H49ZM70 60V61H71ZM142 60V59H141ZM140 60V61H141ZM146 60V59H145ZM145 60H143V61H145ZM149 60V59H148ZM147 60V61H148ZM155 61H156V59H154ZM191 60V59H190ZM206 59H204V61H205ZM208 60V59H207ZM224 60V59H223ZM223 60H222V62H223ZM47 61V60H46ZM45 61V62H46ZM147 61H145V62H147ZM151 61V60H150ZM155 61H154V63H155ZM177 61V60H176ZM200 61H201V59H200ZM221 61V60H220ZM230 61V60H229ZM240 61V60H239ZM241 61H243V60H241ZM247 61H248V59H247ZM264 61V60H263ZM29 62H31V61H29ZM65 62V61H64ZM117 62V63H116ZM207 62V61H206ZM218 62V61H217ZM250 62V61H249ZM248 62V63H249ZM253 62V61H252ZM261 62V61H260ZM51 63H52V61H51ZM82 63H83V61H82ZM140 63V62H139ZM148 63H151V62H148ZM156 63H158V62H156ZM165 63V62H164ZM166 63H168L167 62V60H166ZM165 63V64H166ZM172 63V62H171ZM197 63H199V61L197 62ZM211 63H213L212 61H211ZM218 63H220V62H218ZM225 63V62H224ZM233 63H234V61H233ZM247 63V62H246ZM21 65H22V63H20ZM29 64V63H28ZM43 64V63H42ZM73 64H74V61H73ZM85 64V63H84ZM100 64H99V67H100ZM140 64H142V63H140ZM143 64H145L144 62H143ZM147 64V63H146ZM178 64H180V63H178ZM188 64V63H187ZM186 64V65H187ZM193 65H194V63H192ZM196 64V63H195ZM200 64H202L201 62H200ZM230 64V63H229ZM25 65V64H24ZM27 65V64H26ZM44 66H45V64H43ZM43 65H41V66H43ZM52 65H53V63H52ZM59 65V64H58ZM79 65V64H78ZM93 65L94 64H92V67H93ZM101 65V66H102ZM159 67L161 66L160 64H157ZM168 65V64H167ZM173 65V64H172ZM175 65V64H174ZM197 65H199V64H197ZM207 66H209V64H206ZM220 65H221V63H220ZM228 65V64H227ZM226 65V66H227ZM232 65V64H231ZM240 65V64H239ZM255 65V64H254ZM257 65V64H256ZM32 65H30V67H31ZM36 66V65H35ZM53 66H55V64L53 65ZM53 66H50V67H53ZM74 66V65H73ZM142 66H145V65H142ZM142 66H140V67H142ZM148 66H149V64H148ZM169 66V65H168ZM167 66V67H168ZM181 66V65H180ZM203 66V65H202ZM213 67H214V65H212ZM218 66V65H217ZM244 66V65H243ZM19 67V66H18ZM49 67V68H50ZM105 67V68H106ZM167 67H165V68H167ZM171 67V66H170ZM174 67V66H173ZM185 67V66H184ZM199 67V66H198ZM210 67V66H209ZM208 67V68H209ZM213 67H211V69H213ZM216 67V66H215ZM224 67H225V65H224ZM231 67H234V66H231ZM247 67V66H246ZM255 67V66H254ZM22 68V67H21ZM44 68V67H43ZM58 68V67H57ZM61 68L63 69V66H61ZM86 68V67H85ZM95 68V67H94ZM107 68H106V70H107ZM143 68V67H142ZM149 67H147V69H148ZM155 68V67H154ZM197 68V67H196ZM205 68H207V67H205ZM207 68V69H208ZM226 68V67H225ZM234 68H236V67H234ZM234 68H232V69H234ZM245 68V67H244ZM262 68H264V67H262ZM31 69V68H30ZM55 69V68H54ZM69 69V68H68ZM75 69V68H74ZM156 69V68H155ZM158 69V68H157ZM175 69V68H174ZM188 69V68H187ZM190 69V68H189ZM238 69V68H237ZM6 70V69H5ZM9 70V69H8ZM26 70V69H25ZM28 70V69H27ZM42 70H44V69H42ZM103 70V69H102ZM148 70H150L151 71V69H148ZM163 71H165V73H166V69L164 70V69H162ZM193 70V69H192ZM210 69H208V71H209ZM224 70V69H223ZM227 70V69H226ZM236 70V69H235ZM256 70H257V68H256ZM259 70V69H258ZM22 71V70H21ZM32 71H34V70H32ZM45 71V70H44ZM47 71H51L50 69L49 70H47ZM55 71V70H54ZM61 71V70H60ZM83 71V70H82ZM87 71V70H86ZM105 71V70H104ZM108 71V70H107ZM144 71V70H143ZM152 71H153V69H152ZM171 71H172V68H171ZM190 71V70H189ZM221 71H222V68H221ZM221 71H219V72H221ZM228 71V70H227ZM229 71H231V70H229ZM242 71V70H241ZM253 71V70H252ZM261 71V70H260ZM28 72V71H27ZM46 72V71H45ZM93 72V74L92 75H94V73H97L98 72V70H97V72H95V71H92ZM99 72H100V70H99ZM142 72V71H141ZM155 72V71H154ZM162 72V71H161ZM160 72V74H162ZM170 72V71H169ZM217 72V71H216ZM223 72V71H222ZM224 72H226V71H224ZM233 72V71H232ZM4 73V72H3ZM20 73V72H19ZM71 73V72H70ZM88 73V72H87ZM107 73V72H106ZM107 73V74H108ZM156 73H159V71L157 72L156 71ZM201 73H204V72H201ZM210 73V72H209ZM234 73V72H233ZM242 73V72H241ZM254 73V72H253ZM16 73H14L13 75H15ZM22 74H24V73H22ZM51 74V73H50ZM54 74H55V72H54ZM85 74V73H84ZM90 74V73H89ZM110 74V75H111ZM164 74V73H163ZM163 74H162V76H163ZM194 74V73H193ZM196 74V73H195ZM212 74V73H211ZM220 74V73H219ZM221 74H223V73H221ZM225 74V73H224ZM228 74V73H227ZM239 74V72L236 74V75H238ZM262 74H263V72H262ZM12 75V76H13ZM21 74H19L18 76H20ZM88 75V74H87ZM173 75V74H172ZM191 75V74H190ZM212 75H214V74H212ZM218 75V74H217ZM234 75V74H233ZM232 75V76H233ZM242 74H240V76H241ZM18 76H16V77H18ZM89 76V75H88ZM147 76V75H146ZM153 76H154V73H153ZM152 76V77H153ZM167 76V75H166ZM171 76V75H170ZM170 76H168L171 80H172V78L170 77ZM183 76V75H182ZM185 76V75H184ZM189 76V75H188ZM196 76H197V74H196ZM202 76V75H201ZM224 76H226V74L224 75ZM253 76V75H252ZM255 76V75H254ZM258 76V75H257ZM256 76V77H257ZM85 77H86V75H85ZM114 77V79H116ZM145 77V76H144ZM143 77V78H144ZM150 77V76H149ZM151 77V78H152ZM156 77V76H155ZM164 77H165V75H164ZM203 77H205V76H203ZM218 77V76H217ZM228 77H230L229 75H228ZM235 77V76H234ZM249 77H250V75H249ZM259 77V76H258ZM257 77V78H258ZM10 78L12 79L13 77H11L10 76ZM15 78V77H14ZM22 78H23V76H22ZM187 78V77H186ZM199 78V77H198ZM224 78V77H223ZM231 78V77H230ZM233 78V77H232ZM6 79H7V77H6ZM114 79H112V80H114ZM159 79L161 80V77L159 76ZM169 79V80H170ZM239 79H240V77H239ZM244 79V78H243ZM242 78H241V80H243ZM262 79V78H261ZM263 79H264V77H263ZM8 80V79H7ZM6 80V81H7ZM19 80H21V78H19ZM34 80V79H33ZM100 80V79H99ZM111 80V79H110ZM111 80V81H112ZM169 80H168V82H169ZM179 80V79H178ZM180 80H181V78H180ZM214 80V79H213ZM236 80V79H235ZM240 80V81H241ZM244 80H246V78L244 79ZM256 80H258V79H256ZM5 81V82H6ZM79 81V80H78ZM83 81V80H82ZM85 81H87V78L85 79ZM101 81V80H100ZM124 81H129V84L128 85H126L125 87H121V84L124 82ZM156 81H158V77H157V79H156ZM182 81V80H181ZM180 81V82H181ZM184 81V80H183ZM239 81V80H238ZM251 81H252V79H251ZM255 81V80H254ZM29 82V81H28ZM27 82V83H28ZM40 82V81H39ZM98 82V80L96 81V83ZM138 82V83H137ZM172 82V81H171ZM178 82V81H177ZM210 82V81H209ZM247 82L248 81H246V84L244 83V85H247ZM260 82V81H259ZM263 82V81H262ZM7 83H10V82H7ZM6 83V84H7ZM42 83V82H41ZM45 83V82H44ZM44 83H43V85H44ZM78 83H80V82H78ZM77 83V84H78ZM86 83V82H85ZM88 83H90V82H87V85H88ZM99 83V85H100V83L101 82H98ZM102 83H103V85L102 86H104V81H102ZM140 83H143L142 82V80H141V82ZM145 83V82H144ZM195 83V82H194ZM200 83V82H199ZM204 83V82H203ZM216 83V82H215ZM233 83V82H232ZM235 83V82H234ZM241 83V82H240ZM256 83H257V81H255L253 84L254 85H256ZM264 83V82H263ZM5 84V85H6ZM23 84H24V82H23ZM26 84V83H25ZM91 84V83H90ZM93 84V83H92ZM156 84V83H155ZM155 84H153V85H150V84H147V85H150V86H154ZM159 84V83H158ZM161 84H162V81H161ZM164 84H166V83H164ZM200 84H202V83H200ZM209 84V83H208ZM212 84H214V83H212ZM223 84V83H222ZM237 84V83H236ZM248 84H249V82H248ZM251 84V83H250ZM261 83H259V85H260ZM14 85V84H13ZM18 85V84H17ZM28 85V84H27ZM35 85V84H34ZM38 85V84H37ZM37 85H36V87H37ZM47 85H48V83H47ZM98 85V84H97ZM105 85H106V83H105ZM144 85V84H143ZM169 85H171L170 83H169ZM173 85V84H172ZM175 85H176V83H175ZM225 84H223V86H224ZM252 85V84H251ZM250 85V86H251ZM257 85H258V83H257ZM11 86L12 85H10V89H11ZM15 86V85H14ZM90 86V85H89ZM141 86L142 85H140V88H141ZM161 86V85H160ZM166 86H168V85H166ZM178 86V85H177ZM191 86H195V85H191ZM197 87L196 88H198L199 86L198 85H196ZM234 86V85H233ZM240 86V85H239ZM253 86V85H252ZM261 86V85H260ZM263 86V85H262ZM15 87H17V86H15ZM27 87V86H26ZM26 87H22V88H26ZM34 87V86H33ZM40 87H41V84H40ZM46 87V86H45ZM44 87V89H46ZM85 87H87V86H85ZM99 87V86H98ZM130 87V88H129ZM145 87L148 89V86H146V84H145ZM187 87V86H186ZM186 87H184V88H186ZM216 87V86H215ZM238 87V86H237ZM237 87H236V89L235 90H237ZM242 87V86H241ZM241 87H240V90H241ZM257 87V86H256ZM28 88V87H27ZM38 88H39V86H38ZM43 88V87H42ZM129 88V90H127ZM137 88H138V91H137ZM142 88L144 89V86H142ZM162 88H165V87H161V90H162ZM171 88V87H170ZM170 88H169V90H170ZM175 88V87H174ZM201 88V87H200ZM204 88V87H203ZM228 88V87H227ZM230 88V87H229ZM244 88V87H243ZM21 89V88H20ZM31 89H33V91H35L34 90V88H31ZM41 88H39V90H40ZM48 89V88H47ZM77 89V88H76ZM94 89V88H93ZM166 89H167V87H166ZM190 89V88H189ZM204 89H206V88H204ZM215 89V88H214ZM258 89V88H257ZM256 89V90H257ZM262 89V88H261ZM260 89V90H261ZM1 90V89H0ZM11 90H14V87H13V89H11ZM16 90V89H15ZM22 90H25V89H22ZM28 90V89H27ZM38 90V89H37ZM37 90H36V92H37ZM52 90H53V85H52ZM61 90V89H60ZM99 90V89H98ZM152 90H154V89H152ZM160 90V91H161ZM186 90V89H185ZM200 90V89H199ZM230 90H232L231 88H230ZM248 90H251V89H248ZM263 90H264V88H263ZM5 91H7V90H5ZM118 91H121L122 93H124V94H122V93H119ZM125 91H126V93H125ZM151 91V90H150ZM149 91V92H150ZM172 91V90H171ZM182 91V90H181ZM198 91V90H197ZM202 91H204V90H202ZM206 91V90H205ZM204 91V92H205ZM258 91V90H257ZM2 92V91H1ZM10 92V91H9ZM17 92V91H16ZM19 92H22V91H19ZM28 92L30 93V90L29 91H27V93H25V92H23V93H25V94H28ZM93 92V91H92ZM97 92V91H96ZM144 92H146V90L144 91ZM143 91H142V93H144ZM152 92L153 91H151V94H152ZM155 92L156 91H154L153 93L155 94ZM178 92H180V91H178ZM178 92H177V94H178ZM192 92H194L193 90H192ZM200 92V91H199ZM229 92V91H228ZM232 92V91H231ZM230 92V93H231ZM235 92V91H234ZM244 92V91H243ZM245 92H246V90H245ZM245 92H244V94H245ZM256 92V91H255ZM6 93V92H5ZM5 93H3L4 95H5ZM22 93V94H23ZM47 93V92H46ZM197 93V92H196ZM200 93H202V92H200ZM229 93V94H230ZM241 93V92H240ZM246 93H248V92H246ZM257 94V97H258V92H256ZM259 93H262V92H259ZM2 94V95H3ZM21 94V93H20ZM32 94V93H31ZM30 94V95H31ZM48 94V93H47ZM56 94V93H55ZM54 94V95H55ZM104 94V93H103ZM126 94V95H125ZM140 94H141V92H140ZM149 94V93H148ZM151 94H149L150 96H151ZM156 94H158V93H156ZM168 94H170L169 92H168ZM182 94V93H181ZM203 94V93H202ZM205 94V93H204ZM2 95H0V96H2ZM8 95H9V93H8ZM11 95V94H10ZM9 95V96H10ZM12 95H13V93H12ZM107 95V94H106ZM143 95V94H142ZM160 95V94H159ZM158 95V96H159ZM172 95H173V93H172ZM262 95V94H261ZM260 95V96H261ZM22 96V95H21ZM110 96H112L111 98H110ZM138 96H140V97H138ZM144 96V95H143ZM157 96V98L156 99H158V98H160V99H162L161 97H158ZM160 96H162V92H161V95ZM176 96V95H175ZM181 96V95H180ZM217 96V95H216ZM262 96H264V94L262 95ZM6 97H7V95H6ZM34 97V96H33ZM47 98L49 97L48 95L46 96ZM57 97V96H56ZM85 97V96H84ZM84 97H80L81 99H83ZM106 96H103V99L105 98ZM197 97V96H196ZM201 97V96H200ZM236 97V96H235ZM241 97V96H240ZM248 97V96H247ZM251 97V96H250ZM18 98V97H17ZM153 98V97H152ZM154 98H155V96H154ZM174 98V97H173ZM181 98V97H180ZM188 98H190V97H188ZM192 98V97H191ZM252 98V97H251ZM259 98V97H258ZM65 99V98H64ZM84 99H86V97L84 98ZM91 99V98H90ZM106 99V98H105ZM194 99V98H193ZM199 99V98H198ZM204 99V98H203ZM249 99V98H248ZM260 99V98H259ZM262 99L264 100V97H262ZM262 99H260V101L262 100ZM33 100V99H32ZM48 100V99H47ZM55 100V99H54ZM61 100V99H60ZM146 100V99H145ZM148 100V99H147ZM146 100V101H147ZM173 100H175V99H173ZM177 100V99H176ZM179 100V99H178ZM215 100V99H214ZM240 100H241V98H240ZM247 100V99H246ZM262 100V101H263ZM26 101V100H25ZM29 101H31V100H29ZM44 101H45V99H44ZM44 101H42V102H44ZM55 101H57L58 102V100H55ZM78 101V100H77ZM83 101V100H82ZM140 101V100H139ZM138 101V102H139ZM141 101H143V100H141ZM150 101V100H149ZM152 101L153 100H151V102L150 103H152ZM163 101V100H162ZM238 101V100H237ZM27 102H28V100H27ZM46 102H48V101H46ZM57 102H55V103H57ZM96 102H98V101H96ZM211 102H213L212 101V99H211ZM229 102V101H228ZM241 102V101H240ZM248 103V102H246V101H242V103ZM37 103H38V101H37ZM54 103V104H55ZM59 103V102H58ZM61 103V102H60ZM83 103V102H82ZM146 103V102H145ZM149 103V104H150ZM205 103V102H204ZM242 103H239V104H241V107H242ZM255 103V102H254ZM258 103H260V102H258ZM26 104V103H25ZM28 104H30V102H28ZM39 104H40V102H39ZM48 104L49 103H47L46 105L48 106ZM52 104V103H51ZM79 104V103H78ZM140 104V103H139ZM143 104H144V102L142 103V106H143ZM189 104V103H188ZM202 104H203V101H202ZM231 104V103H230ZM229 104V105H230ZM238 104V103H237ZM236 104V105H237ZM238 104V105H239ZM250 104V103H249ZM43 105V104H42ZM45 105V106H46ZM74 105V104H73ZM102 105V104H101ZM106 106V104H103V106ZM145 105V104H144ZM148 105V104H147ZM152 105H154V104H152ZM156 105V104H155ZM209 105V104H208ZM211 105V104H210ZM235 105V106H236ZM5 106V105H4ZM24 106V105H23ZM32 106V105H31ZM40 106V105H39ZM61 106V105H60ZM59 106V104H58V108L60 107ZM79 106H81V105H79ZM83 106V105H82ZM92 106H94V105H92ZM102 106V107H103ZM109 106V105H108ZM109 106V107H110ZM151 106V105H150ZM203 106H205V104L203 105ZM231 106V105H230ZM254 106V105H253ZM256 106L258 107V105L256 104ZM27 107V106H26ZM29 107V106H28ZM33 107V106H32ZM37 107V106H36ZM44 107V106H43ZM74 107H76V105L74 106ZM84 107V106H83ZM86 107V106H85ZM114 107V106H113ZM163 107V106H162ZM240 107V108H241ZM248 107V106H247ZM249 107H251V105L249 106ZM30 108V107H29ZM46 108V107H45ZM53 108V107H52ZM61 108V107H60ZM77 108V107H76ZM76 108L74 109V113L76 112ZM96 108H97V106H96ZM243 108H244V105H243ZM241 109V110H244V109ZM245 108H246V105H245ZM7 109V108H6ZM16 109V108H15ZM15 109H13V110H15ZM20 109V108H19ZM28 109V108H27ZM31 109V108H30ZM105 109V108H104ZM110 109V108H109ZM140 109H141V107H140ZM143 109H145V107L143 108ZM159 109H160V107H159ZM180 109V108H179ZM29 110V109H28ZM42 110V109H41ZM44 110V109H43ZM51 110V109H50ZM52 110H54V109H52ZM82 110V109H81ZM98 110H99V108H98ZM150 110V109H149ZM156 110V109H155ZM158 110V109H157ZM234 110V109H233ZM246 110H247V108H246ZM16 111H18V110H16ZM25 111H26V109H25ZM45 111V110H44ZM55 111V110H54ZM73 111V110H72ZM85 112H86V110H84ZM101 111H103V109L101 110ZM100 111V112H101ZM163 111V110H162ZM179 111V110H178ZM202 111V110H201ZM238 111V110H237ZM14 112V111H13ZM13 112H10V113H13ZM19 112V111H18ZM79 112V111H78ZM83 112V111H82ZM105 112V111H104ZM113 112V111H112ZM160 112V111H159ZM17 113V112H16ZM40 113V112H39ZM44 113H46V112H44ZM60 113V112H59ZM67 113H69V112H67ZM152 113V112H151ZM175 113V112H174ZM184 113V112H183ZM243 113V112H242ZM14 114V113H13ZM26 113H24L23 115H25ZM52 114V113H51ZM70 114H72V113H70ZM69 114V115H70ZM97 114V113H96ZM10 115V114H9ZM22 115V114H21ZM68 115V114H67ZM73 115H75V114H73ZM93 114H91V116H92ZM78 116H80L79 114H78ZM78 116L76 117V118H78ZM96 116V115H95ZM17 117H18V115H17ZM21 117V116H20ZM66 117V116H65ZM67 117H69L70 118V116H67ZM87 117H89V116H87ZM4 118V117H3ZM24 118H26V117H24ZM23 118V119H24ZM43 118V117H42ZM76 118H75V120H76ZM149 118V117H148ZM5 119V118H4ZM18 119V118H17ZM72 119V116H71V118H70V120ZM90 119V118H89ZM99 119H103V118H99ZM56 120V119H55ZM67 120V119H66ZM65 120V121H66ZM69 120V119H68ZM74 120V119H73ZM72 120V121H73ZM79 121H81V120H83V118H80V119H78ZM78 120H76V121H78ZM104 120V119H103ZM12 121H14L13 119H12ZM24 121V120H23ZM31 121V120H30ZM76 121H74V122H76ZM102 121V120H101ZM116 121V120H115ZM2 122V121H1ZM0 122V123H1ZM3 122H5V121H3ZM2 122V123H3ZM6 122H7V120H6ZM37 122H39V121H37ZM44 122V121H43ZM70 122V124L72 123L71 121H69ZM73 122V123H74ZM99 122H100V120H99ZM13 123V122H12ZM12 123H10V124H12ZM46 123V122H45ZM4 124V123H3ZM17 124V123H16ZM38 124V123H37ZM68 124V123H67ZM64 124V125H66V126H68V125H70V124ZM6 125H8V124H6ZM41 125V124H40ZM9 126V125H8ZM13 126V125H12ZM20 126V125H19ZM107 126V125H106ZM40 127V126H39ZM112 127V126H111ZM166 127V126H165ZM46 128V127H45ZM48 128V127H47ZM50 128V127H49ZM85 128V127H84ZM87 128V127H86ZM97 128H98V126H97ZM104 128V127H103ZM160 128V127H159ZM44 129V128H43ZM59 129V128H58ZM88 129V128H87ZM86 129V130H87ZM90 129V128H89ZM135 129V128H134ZM4 130H5V128H4ZM61 130V129H60ZM59 130V131H60ZM93 130V129H92ZM96 130V129H95ZM103 130V129H102ZM58 131V130H57ZM89 130H87L86 131V133L88 132ZM98 131V130H97ZM96 131V132H97ZM101 131V130H100ZM99 131V132H100ZM23 132V131H22ZM50 132V131H49ZM104 132V131H103ZM133 132V131H132ZM139 132V131H138ZM161 132H162V130H161ZM168 132V131H167ZM179 132V131H178ZM6 133V132H5ZM105 133H108V132H105ZM113 133V132H112ZM111 133V134H112ZM154 133H155V131H154ZM163 133H165V132H163ZM168 133H170V131L168 132ZM184 133V132H183ZM63 134V133H62ZM98 134V133H97ZM111 134H109V135H111ZM133 134V133H132ZM167 134V133H166ZM246 134V133H245ZM21 135H22V133H21ZM89 135V134H88ZM148 135V134H147ZM159 135V134H158ZM169 135V134H168ZM174 135V134H173ZM179 135H180V133H179ZM185 135V134H184ZM183 135V136H184ZM208 135V134H207ZM207 135H206V137H207ZM210 135V134H209ZM208 135V136H209ZM220 135V134H219ZM226 135V134H225ZM233 135V134H232ZM29 136V135H28ZM86 136V135H85ZM101 136V135H100ZM104 136V135H103ZM154 136V135H153ZM156 136V135H155ZM171 136V135H170ZM178 136V135H177ZM190 136V135H189ZM202 136H203V134H202ZM234 136H235V134H234ZM250 136V135H249ZM12 137V136H11ZM86 137H88V136H86ZM90 137V136H89ZM131 137V136H130ZM142 137V136H141ZM198 137V136H197ZM200 137V136H199ZM212 137V136H211ZM211 137H209V138H211ZM38 138V137H37ZM45 138H47V137H45ZM105 138V137H104ZM129 138V137H128ZM139 138V137H138ZM146 138V137H145ZM159 138V137H158ZM196 138V137H195ZM204 138V137H203ZM208 138V137H207ZM209 138H208V141H209ZM254 138V137H253ZM17 139V138H16ZM40 139V138H39ZM52 139V138H51ZM66 139V138H65ZM70 139V138H69ZM100 139H101V137H100ZM117 139V138H116ZM131 139H135V137H132ZM144 139V138H143ZM142 139V140H143ZM148 139V138H147ZM151 139V138H150ZM192 139V141L194 140L195 141V139L194 138H191ZM24 140V139H23ZM41 140V139H40ZM49 140H50V138H49ZM60 140V139H59ZM91 140H92V138H91ZM90 140V141H91ZM95 140H97V139H95ZM99 140V139H98ZM97 140V141H98ZM102 140V139H101ZM115 140V139H114ZM126 140H127V138H126ZM149 140V139H148ZM152 140V139H151ZM183 140V139H182ZM197 140H198V138L196 139V141L195 142H197ZM200 140H201V142H202V139L200 138ZM251 140V139H250ZM25 141V140H24ZM79 141V140H78ZM84 141H85V138H84ZM84 141H82V142H84ZM131 141V140H130ZM129 141V142H130ZM173 141H175V140H173ZM214 141V140H213ZM12 142V141H11ZM10 142V143H11ZM21 142V141H20ZM25 142H27V141H25ZM43 142V141H42ZM62 142V141H61ZM88 142V141H87ZM125 142V141H124ZM128 142V141H127ZM137 142V141H136ZM168 142H169V140H168ZM224 142V141H223ZM227 142H229L228 140H227ZM38 143V142H37ZM69 143H71V142H69ZM68 143V144H69ZM86 143V142H85ZM84 143V144H85ZM88 143H90V142H88ZM87 143V144H88ZM94 143V142H93ZM118 143V142H117ZM146 143V142H145ZM159 143V142H158ZM160 143H163V142H160ZM166 143V142H165ZM170 143V142H169ZM175 143V142H174ZM177 143H179V142H177ZM207 143V142H206ZM210 143V142H209ZM8 144V143H7ZM22 144V143H21ZM25 144V143H24ZM27 144H28V142H27ZM45 144V143H44ZM59 143H57V145H58ZM77 144V143H76ZM105 144V143H104ZM112 144V143H111ZM132 144V143H131ZM139 144V143H138ZM171 144V143H170ZM187 144V143H186ZM211 144V143H210ZM224 144V143H223ZM26 145V144H25ZM31 145V144H30ZM33 145V144H32ZM78 145V144H77ZM76 145V146H77ZM95 145V144H94ZM125 145V144H124ZM158 145H160V144H158ZM162 145V144H161ZM179 145V144H178ZM205 145V144H204ZM203 144H202V146H204ZM24 146V145H23ZM22 146V147H23ZM42 146V145H41ZM84 146V145H83ZM88 146V145H87ZM100 146V145H99ZM111 146H113V145H111ZM135 146V145H134ZM143 146V145H142ZM146 146V145H145ZM157 146V145H156ZM166 146V145H165ZM169 146V145H168ZM170 146H172V145H170ZM183 146V145H182ZM186 146V145H185ZM188 146V145H187ZM197 146V145H196ZM199 146V145H198ZM201 146V147H202ZM208 146V145H207ZM79 147V146H78ZM92 147V146H91ZM101 147H104V145L103 146H101ZM114 147V146H113ZM126 147H128V146H126ZM150 147V146H149ZM149 147H147V149H149ZM167 147V146H166ZM189 147V146H188ZM187 147V148H188ZM20 148V147H19ZM24 148V147H23ZM25 148H26V146H25ZM43 148V147H42ZM86 148V147H85ZM94 148H96V147H94L93 146V150H95ZM141 148V147H140ZM140 148L138 149L137 148V150L139 151L140 150ZM155 148V147H154ZM207 148V147H206ZM65 149V148H64ZM87 149H89V148H87ZM105 149V148H104ZM133 149V148H132ZM132 149H131V151H132ZM151 149V148H150ZM163 149V148H162ZM166 150H167V148H165ZM172 149V148H171ZM170 149V151H172ZM174 149V148H173ZM185 149V148H184ZM192 149H193V147H192ZM196 149V148H195ZM198 149V148H197ZM201 149V148H200ZM199 149V150H200ZM219 149V148H218ZM239 149V148H238ZM79 150V149H78ZM96 150L98 151V149L96 148ZM146 150V149H145ZM159 150V149H158ZM175 150V149H174ZM172 151L171 152V155H173L174 153H175V151ZM178 150V149H177ZM190 150H191V148H190ZM198 150V151H199ZM202 150V149H201ZM233 150V149H232ZM16 151V150H15ZM18 151V150H17ZM20 151H22V150H20ZM87 151V150H86ZM104 151V150H103ZM102 151V152H103ZM130 151V152H131ZM162 151V150H161ZM168 151V150H167ZM186 151V150H185ZM197 151V150H196ZM206 151V150H205ZM219 151V150H218ZM94 152V151H93ZM108 152V151H107ZM133 152V151H132ZM142 152H144V151H142ZM158 152V151H157ZM162 152H165V150L164 151H162ZM174 152V153H173ZM221 152V151H220ZM52 153V152H51ZM95 153H97V152H94V154ZM98 153H100V152H98ZM135 153V152H134ZM138 153V152H137ZM134 154L135 155V157H137L138 156V154ZM140 153V152H139ZM146 153V152H145ZM173 153V154H172ZM178 153V152H177ZM182 153V152H181ZM246 153V152H245ZM17 154V153H16ZM130 155H131V153H129ZM159 154H161V152H160V150H159ZM168 154H169V152H168ZM190 154V153H189ZM193 154V155H192ZM197 154H199V152H195V150H194V152H193V150H192V152H191V155H192V157L191 156H188V157H190L189 158V160L190 159H192L193 160V165H192V167L194 168V170H196L197 171V169L199 168V164H200V161H199V159L197 158L198 157V155ZM225 154V153H224ZM13 155V154H12ZM50 155V154H49ZM84 155V154H83ZM104 155V154H103ZM137 155V156H136ZM140 155H143L144 156V154H141L140 153ZM139 155V157H140V159L142 160L143 159V157L142 156H140ZM147 155V154H146ZM149 155H151V153L150 154H148V156ZM153 155V154H152ZM158 155V154H157ZM156 155V156H157ZM165 155H167V154H165L164 153V157H165ZM183 155V154H182ZM186 155V154H185ZM8 156V155H7ZM10 156V155H9ZM24 156V155H23ZM22 156V157H23ZM37 156H38V154H37ZM64 156V155H63ZM87 156V155H86ZM94 156H96V155H94ZM155 156V157H156ZM167 156H169V155H167ZM213 156V155H212ZM211 156V157H212ZM5 157V156H4ZM75 157V156H74ZM102 157V156H101ZM101 157L99 158V159H101ZM104 157H105V155H104ZM172 157V156H171ZM171 157H169V160H171L172 158ZM174 157V156H173ZM182 157V156H181ZM184 157H186V156H184ZM240 157V156H239ZM6 158V157H5ZM32 158V157H31ZM45 159L47 158L46 156L44 157ZM43 158V159H44ZM50 158V157H49ZM95 158V157H94ZM115 158V157H114ZM138 158V157H137ZM145 159H146V157H144ZM158 158V157H157ZM171 158V159H170ZM179 158H180V156H179ZM262 158V157H261ZM71 159V158H70ZM88 159V158H87ZM126 159V158H125ZM139 159V158H138ZM137 159V160H138ZM148 159V158H147ZM163 159V158H162ZM165 159V158H164ZM178 159V158H177ZM204 159V158H203ZM210 159H212V158H210ZM7 160H9V158L7 159ZM22 160V159H21ZM24 160V159H23ZM47 160V159H46ZM46 160H43L44 162L46 161ZM149 160V159H148ZM152 160V159H151ZM166 160V159H165ZM165 160H163L164 162H158L160 165H161V163L163 164V163H165L166 161ZM168 160V161H169ZM186 160H188L187 158H186ZM204 160H206V161H208L207 159H204ZM244 160V159H243ZM262 160V159H261ZM100 161V160H99ZM126 161V160H125ZM134 161H136L135 159H134ZM140 161V160H139ZM143 162H142V164L141 165H143L144 166V164L143 163H146V164H148L149 162L146 160H142ZM145 161V162H144ZM155 161H156V158H155ZM162 161V160H161ZM179 161V160H178ZM1 162V161H0ZM47 162V161H46ZM45 162V163H46ZM71 162V161H70ZM119 162V161H118ZM131 162H133V160L131 161ZM141 162V161H140ZM180 163L182 162V160L181 161H179ZM205 163V161H202V164H204ZM68 163V162H67ZM73 163V162H72ZM126 163V162H125ZM138 163V162H137ZM151 163V162H150ZM167 163H171L170 161L169 162H167ZM186 163H188L187 161H186ZM243 163V162H242ZM50 164V163H49ZM55 164V163H54ZM79 165L81 164V163H78ZM84 164V163H83ZM99 164V163H98ZM103 164V163H102ZM139 164V163H138ZM137 164V165H138ZM155 164H156V162H155ZM168 164V165H169ZM172 164V163H171ZM189 164V163H188ZM205 164H208V162L207 163H205ZM204 164V165H205ZM236 164V163H235ZM256 164V163H255ZM22 166H23V164H21ZM56 165V164H55ZM65 165V164H64ZM78 165V166H79ZM87 165V164H86ZM90 165V164H89ZM106 165V164H105ZM104 165V166H105ZM159 165V166H160ZM164 165V164H163ZM163 165H161L160 166V168H163L164 166ZM168 165H166L167 167H168ZM181 165H182V163H181ZM189 165H191V164H189ZM208 165H210V163L208 164ZM258 165V164H257ZM51 166V165H50ZM49 166V167H50ZM62 166V165H61ZM60 166V167H61ZM74 166V164L72 165V167ZM76 166V165H75ZM81 166V165H80ZM99 166H100V164H99ZM103 166V167H104ZM116 166H118V165H116ZM147 166V165H146ZM170 166H172V165H170ZM177 166V165H176ZM252 166H253V164H252ZM251 166V167H252ZM33 167H35V166H33ZM48 167V168H49ZM71 167V168H72ZM122 167V166H121ZM129 167V166H128ZM139 167V166H138ZM153 167V166H152ZM192 167H188V168H192ZM201 167V166H200ZM210 168V167H212V166H207V168ZM217 167V166H216ZM262 167H263V165H262ZM38 168V167H37ZM45 168H46V166H45ZM98 168V167H97ZM96 168V169H97ZM127 168V167H126ZM126 168H124V169H126ZM141 168H143V167H141ZM154 168V167H153ZM169 168H171V167H168V169ZM188 168H186L185 167V171H187L188 170ZM254 168V167H253ZM258 168V167H257ZM264 168V167H263ZM18 169H19V167H18ZM34 169V168H33ZM91 169V168H90ZM100 169V168H99ZM104 169V168H103ZM117 169H118V167L116 168V170H115V172H117ZM123 169V168H122ZM122 169H120V170H122ZM135 169H138V168H135ZM149 169V168H148ZM159 169V168H158ZM165 169H167V168H165ZM165 169H163V170H165ZM168 169H167V171H168ZM176 169H177V167H176ZM175 169V170H176ZM187 169V170H186ZM251 169V168H250ZM249 169V170H250ZM51 170V169H50ZM63 170V169H62ZM87 170H88V166H87ZM101 170V169H100ZM99 170V171H100ZM138 170H142V169H138ZM147 170V169H146ZM145 170V171H146ZM150 170H151V166H150ZM162 170V169H161ZM190 170H192V169H189V171ZM246 170V169H245ZM255 171H258L259 172V168L256 170V169H254ZM261 170V169H260ZM64 171V170H63ZM77 171V170H76ZM83 171V170H82ZM89 171H91V170H89ZM96 171V170H95ZM104 171V170H103ZM143 171V170H142ZM172 171V170H171ZM171 171H169V172H171ZM184 171V170H183ZM193 171V170H192ZM201 171V170H200ZM207 170H205L204 172H206ZM130 172V171H129ZM138 172V171H137ZM140 172V171H139ZM152 172V171H151ZM165 172V171H164ZM176 172H178V171H176ZM176 172H174V173H176ZM180 172V171H179ZM208 172V171H207ZM214 172V171H213ZM219 172H221V171H219ZM31 173H32V171H31ZM35 173V172H34ZM37 173V172H36ZM72 173V172H71ZM73 173H74V171H73ZM99 173V172H98ZM104 173V172H103ZM154 173V172H153ZM159 173V172H158ZM158 173H155V174H157V175H155V177L156 176H159V177H161L162 176V178H160L159 180H162V182H165L164 180H163V178L165 177V174H164V177H163V174L162 175H158ZM162 173H163V171H162ZM184 173V172H183ZM181 173V175H184V174H186V173ZM200 173V172H199ZM223 173V172H222ZM253 173H254V171H253ZM263 173V172H262ZM77 174H78V172H77ZM80 174H82V173H80ZM89 174V173H88ZM100 174V173H99ZM138 174V173H137ZM137 174H136V178H140V177H137ZM140 174V173H139ZM139 174H138V176H139ZM143 174H145V173H143ZM160 174V173H159ZM178 174V173H177ZM176 174V175H177ZM180 174V173H179ZM210 174V173H209ZM238 174V173H237ZM237 174H234L233 176H235V175H237ZM240 174V173H239ZM238 174V175H239ZM251 174V173H250ZM264 174V173H263ZM19 175V174H18ZM20 175H21V173H20ZM52 175V174H51ZM75 175V174H74ZM83 175V174H82ZM112 175V174H111ZM117 175V174H116ZM119 175H120V173H119ZM151 175H152V173L149 175L150 177H151ZM168 175H174L173 174V171H172V174H168ZM175 175V176H176ZM191 175V174H190ZM190 175H188V178H191L190 177ZM193 175H195V173H193ZM212 175V174H211ZM223 175H224V173H223ZM226 175V174H225ZM254 175V174H253ZM259 175V174H258ZM25 176V175H24ZM31 176H32V174H31ZM39 176V175H38ZM47 176V175H46ZM54 176H55V174H54ZM80 176V175H79ZM129 176V175H128ZM127 176V177H128ZM141 176V175H140ZM145 176V175H144ZM175 176H173V178L175 177ZM185 176V175H184ZM229 176V175H228ZM232 176V175H231ZM260 176V175H259ZM261 176H262V174H261ZM2 177V176H1ZM1 177H0V179H1ZM4 177V176H3ZM40 177V176H39ZM93 177H94V175H93ZM122 177V176H121ZM154 177V176H153ZM169 177V176H168ZM171 177V176H170ZM182 178H183V176H181ZM207 177V176H206ZM220 177H221V173H220ZM223 177V176H222ZM248 177H249V175H248ZM254 177H255V175H254ZM257 177V176H256ZM8 178V177H7ZM61 178V177H60ZM82 178V177H81ZM108 178V177H107ZM143 178V180L145 179V177H142L141 176V179ZM152 178V177H151ZM167 178V177H166ZM182 178H180V179H182ZM185 178H187V176L186 177H184V179L183 180H185ZM224 178V177H223ZM222 178V181H224V184H225V180ZM226 178V177H225ZM251 178V177H250ZM261 178V177H260ZM20 179V178H19ZM36 179H38V178H36ZM48 179V178H47ZM62 179V178H61ZM79 179V178H78ZM89 179V178H88ZM91 179H92V177H91ZM126 179V178H125ZM140 179V180H141ZM150 179V178H149ZM174 179H176V178H174ZM173 179V180H174ZM191 179H194L193 178V176H192V178ZM196 180H197V177L195 178ZM204 181H205V178H202ZM217 179V178H216ZM215 179V181H213V182H208L207 184H205V186L206 187H208L209 189H214V191L215 190H218L219 188H220V186H221V184H223V183H221L220 184V182L221 181H219V184H218V179L216 180ZM246 179V178H245ZM245 179H243V180H245ZM258 179H259V177H258ZM21 180V179H20ZM43 180V179H42ZM49 180V179H48ZM53 180V179H52ZM83 180V179H82ZM136 180V179H135ZM134 180V181H135ZM155 180V179H154ZM170 180L172 181V179L170 178ZM188 180V179H187ZM209 180H210V178H209ZM221 180V179H220ZM17 181V180H16ZM58 181H60V180H58ZM63 181V180H62ZM118 181V180H117ZM142 181V180H141ZM140 181V182H141ZM144 181H146V180H144ZM152 182V180H149V182H148V184L149 183H151ZM157 181H158V179H157ZM180 182L181 180H174V182L173 183H175V182ZM191 180L189 179V182H190ZM193 181V180H192ZM200 181H202V180H200ZM204 181H202V183L204 182ZM207 181V180H206ZM216 181H217V183H216ZM236 181H238V180H236ZM258 181H260V180H258ZM47 182H49V181H47ZM47 182H46V185H47ZM52 182V181H51ZM82 182V181H81ZM96 182V181H95ZM114 182V181H113ZM112 182V183H113ZM126 182V181H125ZM156 182V181H155ZM197 182V181H196ZM195 182V183H196ZM231 182H233V181H231ZM261 182V181H260ZM71 183V182H70ZM76 183V182H75ZM111 183V184H112ZM142 183V182H141ZM145 183V182H144ZM144 183L142 184L143 186L141 187V184H140V187L142 188V190H143V187H145L144 186ZM157 184H158V182H156ZM161 183V182H160ZM166 184H167V182H165ZM181 183V182H180ZM199 183V182H198ZM201 183V182H200ZM217 185H216V184ZM236 183V182H235ZM259 183V182H258ZM16 184V183H15ZM58 185H59V183H57ZM64 184V183H63ZM139 184V183H138ZM146 184H147V182H146ZM161 184H163V183H161ZM160 184V185H161ZM170 184H171V182H170ZM183 184L184 185H186V184H188V183H183V181H182V187H184L183 186ZM238 184V183H237ZM239 184H240V182H239ZM257 184V183H256ZM261 184H263V183H261ZM33 185V184H32ZM72 185V184H71ZM76 185H79V184H76ZM96 185V184H95ZM94 184H93V186H95ZM126 185V184H125ZM130 185V184H129ZM134 185V184H133ZM152 185V184H151ZM150 185V186H151ZM165 185V184H164ZM177 185V184H176ZM198 185V184H197ZM199 185H203V184H199ZM199 185H198V187H199ZM226 185H227V183H226ZM244 185V184H243ZM258 185V184H257ZM13 186H14V184H13ZM50 186V185H49ZM48 186V187H49ZM55 186V185H54ZM102 186V185H101ZM165 186H167L168 187V185H165ZM164 186V187H165ZM246 186H247V184H246ZM42 187H44L43 185H42ZM59 187V186H58ZM62 187V186H61ZM88 187V186H87ZM96 187V186H95ZM98 187V186H97ZM136 187H137V185H136ZM163 187V188H164ZM172 187L173 186H171V189H172ZM177 187V186H176ZM185 187H187V185L185 186ZM193 187V186H192ZM206 187H202V189H206ZM238 187V186H237ZM236 187V188H237ZM239 187H240V185H239ZM244 187V186H243ZM18 188V187H17ZM34 188V187H33ZM45 188H46V186H45ZM67 188V187H66ZM93 188V187H92ZM110 188H111V186H110ZM132 188V187H131ZM130 188V189H131ZM135 188V187H134ZM146 188V187H145ZM144 188V189H145ZM169 188H170V186H169ZM167 189L166 188V190H168L167 191V193L170 191V189ZM174 188H175V186H174ZM222 188V187H221ZM245 188H247V187H245ZM248 188H250L251 189V187L249 186ZM260 188V187H259ZM14 189V188H13ZM42 189H44V188H42ZM48 189V188H47ZM47 189H46V192H47ZM118 189V191H119V189H121V188H117ZM116 189V190H117ZM139 189V188H138ZM152 189H154V188H152ZM194 189V188H193ZM198 189V188H197ZM201 188L199 189V190H202ZM249 189V190H250ZM36 189H34V191H35ZM58 189H56V191H57ZM89 190V189H88ZM106 190V189H105ZM110 190V189H109ZM111 190L113 191V189L111 188ZM115 190V189H114ZM128 190V189H127ZM147 190H148V187H147ZM184 190V189H183ZM245 190V189H244ZM248 190V192L245 190V192H246V195H247V193H250L251 192V194H252V190L251 191H249ZM32 191V190H31ZM38 191V190H37ZM41 191V190H40ZM45 191V190H44ZM49 191H52V190H49ZM49 191H48V193H49ZM67 191V190H66ZM92 191V190H91ZM90 191V192H91ZM98 191V190H97ZM100 191V190H99ZM121 191V190H120ZM131 192L130 193H132V190H130ZM136 191V190H135ZM139 191H141V189H139ZM138 191V192H139ZM144 191H146V190H144ZM152 191V190H151ZM158 191H159V189H158ZM162 191V190H161ZM160 191V195H161V192ZM165 191V188H164V190H163V192ZM185 192L186 191H188V190H184ZM41 192H43V190L41 191ZM69 192V191H68ZM89 192V193H90ZM104 192V191H103ZM108 192V191H107ZM156 192H157V190H156ZM172 192H174V191H172ZM176 192V191H175ZM179 192H180V190H179ZM207 192V191H206ZM219 192H221L220 190H219ZM227 192V191H226ZM38 193V192H37ZM44 193V192H43ZM55 193H57V192H55ZM75 193V192H74ZM77 193V192H76ZM115 193V192H114ZM119 192H117V194H118ZM121 193V192H120ZM119 193V194H120ZM123 193V192H122ZM126 193V192H125ZM152 194H154V192H151ZM166 193V192H165ZM181 193V192H180ZM183 193V192H182ZM211 193V192H210ZM213 193V192H212ZM217 193V192H216ZM45 194V193H44ZM62 194H64V193H62ZM101 194H102V191H101ZM126 194H128V195H130L129 193H126ZM143 194V193H142ZM172 194V193H171ZM176 194V193H175ZM187 194H189V193H186V195ZM194 195L196 194L195 193V190H194V193H193ZM231 194H235L234 192L233 193H231ZM244 194V193H243ZM242 194V195H243ZM47 195H49V194H47L46 193V196H45V198L46 197H49V196H47ZM52 195H54V193H52ZM79 195V194H78ZM86 195V194H85ZM87 195H90V194H88V192H87ZM139 195V194H138ZM138 195H135V196H137L138 197ZM141 195V194H140ZM150 195V194H149ZM167 195V194H166ZM185 195V196H186ZM191 195V194H190ZM197 195V194H196ZM195 195V196H196ZM225 195V194H224ZM249 195V194H248ZM247 195V196H248ZM36 196V195H35ZM41 196H42V194H41ZM76 196V195H75ZM108 196V195H107ZM119 196H122V194L121 195H119ZM127 196V195H126ZM134 196V194H132V198L133 199H136V197ZM142 196H146L147 197V194L146 195H142ZM151 196V195H150ZM149 196V197H150ZM155 196H157V195H155ZM170 196V195H169ZM216 196V195H215ZM237 196H239L238 194H237ZM261 196V195H260ZM37 197H38V195H37ZM139 197H141V196H139ZM139 197L137 198L138 200H139ZM153 197V196H152ZM219 197V196H218ZM244 197H245V194H244ZM41 198V197H40ZM53 198H54V196H53ZM96 198V197H95ZM100 199H101V197H99ZM107 198H109V196L107 197ZM121 198V197H120ZM119 198V199H120ZM157 198V197H156ZM168 198H170V197H168ZM47 199V198H46ZM46 199H43V200H45L46 201ZM62 199V198H61ZM60 199V200H61ZM68 199V198H67ZM113 199V198H112ZM117 199V198H116ZM118 199V200H119ZM123 199H125V198H123ZM128 199H129V197H128ZM128 199H125V200H128ZM136 199V200H137ZM155 200V198H152V203L154 204V200ZM158 199H159V197H158ZM161 199H163V198H161ZM160 199V200H161ZM177 199V198H176ZM198 201L201 199V198H196ZM195 199V200H196ZM209 199H211L210 198V196H209ZM230 199H232V198H230ZM237 199V198H236ZM234 200V201H231V204L232 203H235V201H236V205H237V200ZM241 200H242V198H240ZM245 199H246V197H245ZM248 199V198H247ZM260 199H261V197H260ZM37 200V199H36ZM52 200V199H51ZM63 200V199H62ZM71 201H72V199H70ZM85 200V199H84ZM95 201H96V199H94ZM102 200V199H101ZM104 200V199H103ZM105 200H107V199H105ZM114 200V199H113ZM171 200H172V198H171ZM173 200H175V199H173ZM192 200V199H191ZM233 200V199H232ZM239 200V199H238ZM264 200V199H263ZM78 201V200H77ZM86 201V200H85ZM98 201V200H97ZM114 201H116V200H114ZM141 201H142V199H141ZM144 201V200H143ZM146 201V200H145ZM168 202H170V200H167ZM181 201V198H180V200H179V203H178V205H176V206H180V203H183V202H180ZM186 202H187V199L185 200ZM184 201V202H185ZM190 201V200H189ZM197 201V202H198ZM201 201V200H200ZM227 201V200H226ZM247 201V200H246ZM15 202V201H14ZM39 202H40V200H39ZM60 202V201H59ZM59 202H57V203H59ZM70 202V201H69ZM84 202V201H83ZM83 202H81V203H83ZM93 203L92 204H94V201H92ZM117 202L118 201H116V203H114L113 202V205L114 204H117ZM119 202H120V200H119ZM122 202V201H121ZM124 202V201H123ZM128 202H129V200H128ZM177 202V201H176ZM204 202H205V200H204ZM209 202L210 201H207V203L209 204ZM211 202H214V199L211 201ZM210 202V203H211ZM228 202V201H227ZM256 202V201H255ZM8 203H9V201H8ZM43 203V202H42ZM41 203V204H42ZM74 203V202H73ZM80 203V202H79ZM105 202H103V204H104ZM107 203L109 204V202H107L106 201V205H107ZM151 203V204H152ZM171 203V202H170ZM174 203H175V201H174ZM174 203L173 204H170V206L172 205V207H174ZM189 203V205H190V202H188ZM216 203H217V200H216ZM228 203H230V201L228 202ZM250 203V202H249ZM257 203V202H256ZM63 204V203H62ZM86 204H87V201H86ZM91 204V203H90ZM89 204V205H90ZM91 204V205H92ZM95 204H96V202H95ZM94 204V206H96ZM104 204V205H105ZM128 204H130V203H128ZM127 204V202H126V207L127 206H129ZM137 204V203H136ZM135 204V205H136ZM148 204V203H147ZM162 204V203H161ZM161 204H159V206L161 205ZM165 204H167V205H169V203H166V200H165ZM175 204H177V203H175ZM184 204H186V203H184ZM198 204V203H197ZM196 204V205H197ZM200 204H202L201 202H200ZM208 204H206V205H208ZM241 204H244V199H243V203L241 202ZM254 204V203H253ZM37 205H39V204H37ZM74 205H75V203H74ZM89 205H87V206H89ZM99 206H100V204H98ZM120 206H121V204H119ZM122 205H125V203L124 204H122ZM142 205H144L145 206V203L144 204H142ZM164 205V204H163ZM166 205V206H167ZM194 205V204H193ZM192 205V206H193ZM213 205V204H212ZM258 205V204H257ZM4 206V208H0V226H5V227H3V228H7L8 229V231H12V230H15V229H13L14 228V226H15V221L11 218V217H13V216H15L14 215V212H13V209L12 208H10V206H11V203L10 204H4L3 205ZM28 206V205H27ZM36 206V205H35ZM34 206V207H35ZM56 206V205H55ZM59 206V205H58ZM60 206H62V205H60ZM71 206H72V204H71ZM115 206V205H114ZM140 206V205H139ZM139 206H138V208H139ZM158 206V205H157ZM185 206H187V204L185 205ZM195 206V205H194ZM197 206H199V204L197 205ZM232 206V205H231ZM231 206H229L230 208H231ZM259 206V205H258ZM38 207V206H37ZM97 207V206H96ZM103 207V206H102ZM107 208H108V205L106 206ZM116 207H118V205H116ZM123 207H125V206H123ZM136 207V206H135ZM189 207V206H188ZM187 207V208H188ZM191 207V206H190ZM200 207V206H199ZM212 207V206H211ZM214 207V206H213ZM225 207V206H224ZM245 207V206H244ZM259 207H261V206H259ZM13 208L14 209H17L15 206H13ZM22 208V207H21ZM63 208V207H62ZM92 208V207H91ZM130 208V206L128 207V209ZM141 208V210H142V208H143V211H144V209L146 208L147 209V206H145V207H140ZM153 208V207H152ZM159 207H157V208H155V209H158ZM170 208V207H169ZM178 208H180V207H178ZM193 208V207H192ZM206 208V207H205ZM216 208V207H215ZM220 208H222V206L220 207ZM235 208L236 207H234V210H235ZM247 208V210H248V208L249 207H246ZM245 208V209H246ZM256 208V207H255ZM36 209V208H35ZM72 209V208H71ZM85 209V208H84ZM93 209V208H92ZM97 209V208H96ZM109 209H110V206H109ZM119 209V208H118ZM118 209H115V210H118ZM125 209V208H124ZM135 209V208H134ZM145 209V210H146ZM161 209H162V207H161ZM194 209H195V207H194ZM202 209H203V207H202ZM202 209H201V211H202ZM207 209V208H206ZM214 209V208H213ZM233 209V208H232ZM231 209V210H232ZM240 209V208H239ZM238 209V210H239ZM250 209V208H249ZM257 209H259V208H257ZM263 209V208H262ZM22 210V209H21ZM45 210V209H44ZM56 210V209H55ZM55 210L53 211V212H55ZM75 210V209H74ZM86 210V209H85ZM87 210H88V208H87ZM91 210V209H90ZM132 210V209H131ZM138 211H139V209H137ZM176 210V209H175ZM178 210V209H177ZM180 210V209H179ZM215 210H218V209H215ZM221 210V209H220ZM241 210V209H240ZM26 211V210H25ZM38 211V210H37ZM52 211V210H51ZM58 211V210H57ZM89 211V210H88ZM97 211H99V210H97ZM103 211V210H102ZM102 211H100L101 212V214H102V220H104L105 218H103V216L105 215V213H104V215H103V213H102ZM105 211V210H104ZM112 211H114V209L112 210ZM119 211H121L120 209H119ZM118 211V212H119ZM134 210H132V212H133ZM149 211V210H148ZM151 211H153V209L151 210L150 209V212ZM158 211V210H157ZM165 211H167V210H165ZM189 211H190V208H189ZM197 211V210H196ZM201 211H199V212H201ZM204 211V210H203ZM202 211V212H203ZM213 211V210H212ZM222 211V210H221ZM228 211H229V209H228ZM237 211V210H236ZM246 211V210H245ZM258 211V210H257ZM263 211V210H262ZM262 211H261V213H262ZM68 213H69V211H67ZM90 212H92V211H89V213ZM95 212H96V210H95ZM100 212H96L97 213V216H99L100 214ZM111 212V211H110ZM117 211L115 212L114 211V213H117V216H118V214H120V213H118ZM123 212V211H122ZM136 212V211H135ZM145 213H146V211H144ZM183 212H187L188 213V210L187 211H183ZM182 212V213H183ZM199 212H196V213H199ZM206 212V211H205ZM210 212V211H209ZM55 213H58V212H55ZM63 213H64V211H63ZM80 213V212H79ZM106 213H109V211L108 212H106ZM113 213V212H112ZM114 213H113V215H114ZM126 213V212H125ZM130 213L131 212H129V216H130ZM163 213V212H162ZM168 213V212H167ZM178 213V212H177ZM191 213V212H190ZM221 213V212H220ZM232 213V212H231ZM243 213V212H242ZM38 214V213H37ZM46 213H45V211H44V215H45ZM54 214V213H53ZM95 214V213H94ZM99 214V215H98ZM126 214H128V213H126ZM125 214V215H126ZM132 214V213H131ZM151 215H152V212L150 213ZM203 214H204V212H203ZM202 214V215H203ZM212 214V213H211ZM222 214V213H221ZM259 214V213H258ZM63 215V214H62ZM69 215V214H68ZM67 215V216H68ZM136 215V214H135ZM139 215V214H138ZM145 215V214H144ZM150 215V216H151ZM181 215V214H180ZM188 215V217L190 216V214H187ZM200 215V214H199ZM205 215V214H204ZM217 215H219V212H218V214ZM239 215V214H238ZM243 215H244V213H243ZM38 216H39V214H38ZM46 216V215H45ZM66 216V217H67ZM75 216V215H74ZM107 216H108V214H107ZM120 216V215H119ZM137 216V215H136ZM163 215H161L160 214V218L162 217ZM166 216V215H165ZM236 216V215H235ZM263 216V215H262ZM50 217V216H49ZM52 217V216H51ZM70 217V216H69ZM108 217H110V216H108ZM123 217H125V216H123ZM127 218H128V216H126ZM131 217H134V216H131ZM130 217V218H131ZM186 217V216H185ZM184 217V218H185ZM201 217V216H200ZM205 217V216H204ZM204 217H202V218H204ZM207 217V216H206ZM244 217H245V215H244ZM249 217V216H248ZM36 218V217H35ZM46 218H48V217H45V219ZM54 218H56L55 216H54ZM58 218H62V219H64V216L63 217H58ZM71 218V217H70ZM76 217H74V219H75ZM81 218V217H80ZM92 218V217H91ZM90 218V219H91ZM96 218V217H95ZM98 218H101L100 216L99 217H97V219ZM115 218L117 219V217L115 216ZM114 218V219H115ZM118 218H120V217H118ZM130 218H128V219H130ZM142 218H143V216H142ZM142 218H141V220H142ZM145 218V217H144ZM148 218V217H147ZM183 218V217H182ZM181 218V219H182ZM202 218H200V220H201V222H202ZM210 218V217H209ZM236 218V217H235ZM242 218V217H241ZM37 219V218H36ZM88 219H89V216H88ZM87 219V220H88ZM96 219V220H97ZM113 219V220H114ZM115 219V220H116ZM120 219H122V218H120ZM128 219H126V220H128ZM131 219H134V218H131ZM130 219V220H131ZM165 219H167V218H165ZM173 219V218H172ZM186 219V218H185ZM197 219V218H196ZM199 219V218H198ZM212 219V218H211ZM214 219V218H213ZM212 219V220H213ZM246 219V218H245ZM252 219V218H251ZM20 220V219H19ZM40 220H41V218H40ZM50 220V219H49ZM65 220V219H64ZM72 220V219H71ZM92 221L94 220V218H92L91 219ZM118 220V219H117ZM116 220V221H117ZM123 220V219H122ZM125 220V218H124V222L126 221ZM144 220V219H143ZM188 220V219H187ZM218 220V216H217V219H216V221ZM229 220H230V218H229ZM38 220H36V222H37ZM48 221V220H47ZM61 221V220H60ZM75 222H76V220H74ZM88 221H90V220H88ZM88 221H87V223H88ZM100 221V220H99ZM105 221V220H104ZM106 221H109L108 219L106 220ZM145 221V220H144ZM144 221L142 222V223H144ZM206 221V220H205ZM207 221H209V219L207 220ZM238 221V220H237ZM242 221V220H241ZM245 221V220H244ZM41 222L42 221H40V224H41ZM53 222V221H52ZM62 222H63V220H62ZM84 222V221H83ZM95 222V221H94ZM103 222V221H102ZM101 222V223H102ZM123 222V223H124ZM129 222L130 221H128V222H126V223H128L129 224ZM168 222H170V221H168L167 220V223ZM248 222H250V218H249V221ZM17 223H19V221L17 222ZM23 223V222H22ZM50 222H48V224H49ZM61 222H59V224H60ZM71 223H73V222H71ZM86 223V224H87ZM111 223V222H110ZM158 223V222H157ZM172 223V222H171ZM181 223V222H180ZM183 223V222H182ZM196 223V222H195ZM204 222H202V224H203ZM206 223V222H205ZM211 223V222H210ZM243 223H245V222H243ZM243 223H242V225H243ZM47 224V226H49ZM53 224V223H52ZM51 224V225H52ZM62 225H63V223H61ZM83 224H85V223H83ZM127 224V225H128ZM131 224V223H130ZM138 224V223H137ZM139 224H141V223H139ZM175 224V223H174ZM211 224H213L214 225V222L212 221V223ZM248 224V223H247ZM19 225H20V223H19ZM24 225H26V224H24ZM57 225V224H56ZM67 225V224H66ZM74 225V224H73ZM79 225H82V222H81V224H79ZM95 225V224H94ZM94 225H92V226H94ZM117 225V224H116ZM115 225V226H116ZM123 225H125V224H123ZM133 225V224H132ZM132 225H131V227H132ZM144 225H146L145 223H144ZM158 225H159V223H158ZM182 225V224H181ZM196 225V224H195ZM208 225V224H207ZM206 225V226H207ZM216 225V224H215ZM28 226H31V225H28ZM41 226V225H40ZM44 225L42 224V227H43ZM53 226H55V225H53ZM65 226V225H64ZM68 226V225H67ZM91 225H89V227H90ZM134 226V225H133ZM162 226V225H161ZM177 226H178V224H177ZM184 226V225H183ZM229 226H230V224H229ZM228 226V227H229ZM18 227V226H17ZM58 228H59V226H57ZM60 227H62V226H60ZM79 227V226H78ZM109 227V226H108ZM125 227H126V225H125ZM125 227H123L122 226V228H125ZM215 227V226H214ZM227 227V228H228ZM19 228H20V226H19ZM25 228V227H24ZM27 228V227H26ZM32 228V227H31ZM37 228V227H36ZM57 228V229H58ZM66 228V227H65ZM65 228H64V230H65ZM68 228V227H67ZM66 228V229H67ZM97 228V226L95 227V229ZM99 228V227H98ZM115 228V227H114ZM142 228V227H141ZM177 228H179V227H177ZM1 229V228H0ZM22 229V228H21ZM40 229V228H39ZM48 229H49V227H48ZM61 229V228H60ZM71 229V228H70ZM79 229V228H78ZM127 229V228H126ZM125 229V230H126ZM129 229H132V228H129ZM128 229V230H129ZM136 229V228H135ZM213 229V228H212ZM6 230V229H5ZM27 230L28 229H26L23 233H26L27 232ZM44 230V229H43ZM53 230V229H52ZM51 230V231H52ZM84 230V229H83ZM97 230V229H96ZM95 230V231H96ZM101 230V229H100ZM112 230V229H111ZM124 230V231H125ZM139 230V229H138ZM142 230V229H141ZM165 230H168V229H165ZM1 231H2V229H1ZM1 231H0V233H1ZM4 231V230H3ZM2 231V232H3ZM16 231H17V229H16ZM61 231H63V230H61ZM66 231V230H65ZM68 231H70L69 229H67V234H68ZM77 231V230H76ZM89 231V230H88ZM110 230H108V232H109ZM164 231V230H163ZM41 232V231H40ZM43 232V231H42ZM59 232V231H58ZM79 232V231H78ZM80 232H81V230H80ZM85 232V231H84ZM97 233H98V230L96 231ZM102 232V231H101ZM100 231H99V233H101ZM165 232V231H164ZM193 232V231H192ZM5 233V232H4ZM15 233V232H14ZM17 233H19L18 231H17ZM22 232H20V234H21ZM28 233H29V231H28ZM28 233H26L27 235H29ZM31 233V232H30ZM50 233V232H49ZM49 233H46V234H49ZM82 233V232H81ZM95 233V232H94ZM115 233V232H114ZM185 233V232H184ZM3 234V233H2ZM2 234H0V264H47V263H53V264H55V261L58 259V258H62L61 256L63 255H61L60 253H59V251L58 252H55V253H53L52 255H51V251L49 250V253H50V255H48L49 257H52V260H53V262H49V260H44V258L43 257H41L42 255H44V257H45V255H46V257H45V259H47V254H45L44 252H43V249L41 248V247H43V246H39L40 244H42V243H39L38 244V242H33L32 244H31V248L27 245L28 244V242L27 241H23L21 238V241H22V245H24V243H25V247L20 251V248H18L19 250L17 251V249L15 250L14 248H13V244H12V241H11V237H9L10 239L9 240H4L3 238H1V235ZM33 234H36L35 232H32V235ZM51 234V233H50ZM55 234V233H54ZM58 234V233H57ZM104 235H105V232L103 233ZM103 234H100L99 236H101L102 237V235ZM107 234V233H106ZM108 234H112V236H113V232L111 233V232H109ZM116 234V233H115ZM122 234H123V232H122ZM129 234V233H128ZM162 234V233H161ZM4 235V234H3ZM19 235V234H18ZM40 235H41V233H40ZM56 235V234H55ZM60 234H58L57 236H59ZM69 235V234H68ZM74 235V234H73ZM79 235V234H78ZM76 236L77 238H79V236ZM82 235V234H81ZM117 235V234H116ZM119 235V234H118ZM160 235V234H159ZM20 236H24V235H20ZM30 236V235H29ZM35 236V235H34ZM36 236H38L39 237V234H36ZM44 236H45V234H44ZM48 236H50V235H48ZM61 236V235H60ZM65 236H66V234H65ZM70 236V235H69ZM91 236V235H90ZM106 236V235H105ZM111 236V237H112ZM121 236V235H120ZM126 236H127V234H126ZM162 236V235H161ZM217 236V235H216ZM5 237H8V235L7 236H5ZM32 237V236H31ZM37 237V238H38ZM40 237H42V236H40ZM68 237V236H67ZM74 237V236H73ZM76 237H74V238H76ZM85 237H87V236H85ZM85 237H83V240L85 239ZM98 237V236H97ZM114 238H115V236H113ZM122 237V236H121ZM125 237V236H124ZM137 237V236H136ZM12 238H13V236H12ZM17 238H19L18 236H17ZM33 238H35V237H33ZM57 238V237H56ZM61 238V237H60ZM88 238V237H87ZM104 238V237H103ZM127 238V237H126ZM205 238V237H204ZM23 239H24V237H23ZM54 239V238H53ZM73 239V238H72ZM79 239H81V236H80V238ZM19 240V239H18ZM34 240V239H33ZM38 241L40 240V238H38L37 239ZM45 240L46 239H44V240H42L43 242H45ZM66 240H68V239H66ZM82 240V241H83ZM87 240V239H86ZM97 240V239H96ZM95 240V241H96ZM20 241V240H19ZM19 241H18V243H19ZM59 241H61V239H59ZM63 241V240H62ZM61 241V242H62ZM68 241H70V240H68ZM81 241V242H82ZM85 241V240H84ZM83 241V242H84ZM94 241V240H93ZM117 241V240H116ZM2 242L4 243H6V245H5V247L4 246H2ZM41 242V241H40ZM54 242H55V240H54ZM63 242H65L66 243V241H63ZM71 242V241H70ZM88 242V241H87ZM91 242V241H90ZM115 242V241H114ZM213 242H214V240H213ZM27 243V244H26ZM57 243V242H56ZM55 243V244H56ZM106 243V242H105ZM20 244V243H19ZM53 244V243H52ZM60 244H62V243H60ZM67 244V243H66ZM72 244V243H71ZM76 244V243H75ZM153 244V243H152ZM156 244V243H155ZM17 243H16V247H17ZM49 245V244H48ZM63 245V244H62ZM68 245V244H67ZM73 245V244H72ZM80 245H82V244H80ZM89 245V244H88ZM215 245V244H214ZM218 245V244H217ZM28 246V247H27ZM76 246V245H75ZM77 246H79V245H77ZM76 246V247H77ZM83 246V245H82ZM130 246V245H129ZM152 246H154V245H152ZM158 246V245H157ZM236 246V245H235ZM19 247V246H18ZM22 247V246H21ZM45 247V246H44ZM50 247H52V246H50ZM55 247V246H54ZM64 247V246H63ZM66 247H68V246H66ZM69 247H70V245H69ZM86 247V246H85ZM53 248V247H52ZM71 249H72V247H70ZM79 248H80V246H79ZM97 248H99V247H97ZM154 248V247H153ZM49 249H51V248H49ZM75 249V248H74ZM34 252H33V251ZM52 250V249H51ZM64 250H66V249H64ZM69 250V249H68ZM77 250V249H76ZM61 251V250H60ZM70 251V250H69ZM69 251H67L68 253H69ZM74 250H72L71 252L74 254V257H75V253L73 252ZM80 251V250H79ZM184 251V250H183ZM65 252V251H64ZM67 252H65V253H67ZM70 252V253H71ZM171 252V251H170ZM62 253H63V251H62ZM67 253V254H68ZM70 253H69V255H70ZM84 253V252H83ZM190 253V252H189ZM78 254V253H77ZM168 254H169V252H168ZM196 254V253H195ZM68 255V256H69ZM164 255H166L165 253H164ZM229 255V254H228ZM64 256V255H63ZM68 256L66 257V258H68ZM156 256V255H155ZM176 256V255H175ZM178 256V255H177ZM195 258H196V256L195 255H193ZM198 256V255H197ZM160 257V256H159ZM163 257H165V256H163ZM162 257V258H163ZM179 257H182V256H179ZM178 257V258H179ZM184 257V256H183ZM192 257V256H191ZM66 258H64V260L66 259ZM119 258V257H118ZM171 258V257H170ZM187 258V257H186ZM200 258V257H199ZM32 259H34V260H32ZM51 259V258H50ZM63 259V258H62ZM61 259V260H62ZM164 259V258H163ZM174 259H176V258H174ZM189 259V258H188ZM197 259H198V257H197ZM51 260V261H52ZM60 260V261H61ZM68 260H70V259H68ZM85 260V259H84ZM166 260H168V259H166ZM172 260V259H171ZM170 260V261H171ZM179 260H180V258H179ZM194 260V259H193ZM63 261V260H62ZM97 261V260H96ZM102 261V260H101ZM104 261V260H103ZM159 261V260H158ZM169 261V260H168ZM167 261V262H168ZM172 261H174V260H172ZM175 261H178V259L177 260H175ZM189 261V260H188ZM187 261V262H188ZM65 262H67V261H64V264H65ZM110 262V261H109ZM179 262H181V261H179ZM59 263H61V262H59ZM189 263V262H188ZM193 263V262H192ZM191 263V264H192ZM56 264H58V263H56ZM67 264H69V263H67ZM103 264V263H102ZM159 264H161V263H159ZM165 264H167V263H165ZM169 264V263H168ZM170 264H171V262H170ZM173 264V263H172ZM175 264V263H174ZM180 264H183V263H180ZM195 264V263H194Z\"/></svg>",
	"mask_w": 264,
	"mask_h": 264
}]
</instances>
